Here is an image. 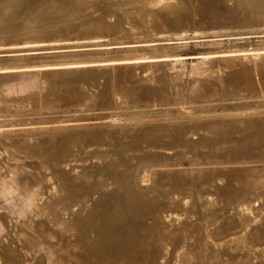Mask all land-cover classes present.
Wrapping results in <instances>:
<instances>
[{
    "label": "rangeland",
    "instance_id": "obj_1",
    "mask_svg": "<svg viewBox=\"0 0 264 264\" xmlns=\"http://www.w3.org/2000/svg\"><path fill=\"white\" fill-rule=\"evenodd\" d=\"M61 1L63 3H65V2L69 3L70 0H68V1L67 0H61ZM117 1L120 3H118ZM122 1H123V4H122ZM164 1H166V0H163L162 2H164ZM181 1L185 2V4L181 3ZM181 1L179 0L178 3L180 2L181 4H183L182 5L183 9L184 8H186V9L182 10L180 7L181 10L179 11V10H173L174 8L173 9L167 8V10H168L167 11L164 8V9H162L163 12L160 11V14L157 12V15L160 16V18L156 16V13H154V15L151 16V18L149 19V23L147 24V26H145L146 28L142 27V26L140 28L139 23H137V24L135 23V22H137V20L140 19V15L138 16V14H135L136 12L135 13L130 12L131 14L130 13L129 14L131 15V18L133 20H131L129 22L130 15H129V17L127 16L125 18L126 19V21H125L126 27H124V25H123V27L122 26L118 27L116 30H118L119 32L116 30L114 31L113 30L114 28L111 26V25H113V23H112L113 17H111V15H110L112 12L111 10H113L116 13L120 12L119 9H121L122 6H124V5L128 6L130 4L129 0H125V1L124 0H116V1H114V3L113 2L108 3L109 0H101L99 2L96 1L97 3L96 2L94 3V7L97 5L98 9L96 6L95 8L92 7L91 10H88L90 12L93 9L96 10V12H94V10L92 11L94 14L89 12L90 14H88L89 15L88 17L85 14L88 12L83 11L85 15H82L83 12H80V14H78V13L74 12L76 10L74 8L75 6L73 7L74 9H72V5H70L68 10L69 11L72 10V12L66 11V13H68V14H65V16L60 18L61 20L60 19L53 20V18L56 19L59 15L57 17L56 16L54 17V15L50 16L51 14H49L52 21L57 22L60 20V21H62L63 24L59 21L58 23H60V24L57 23V26H55L57 28H55L53 26V23H55V22H52L49 19L48 20L49 23H48L45 21V19L47 20V17H45V19H43V21L41 20L42 22L39 21V23H36L37 24L36 26L35 25L33 26L34 28H36L35 31H34L33 27L31 28L32 31L29 32L31 34H29L26 31V28L23 26V25H26V24H24V20H21L23 18L19 19L20 22L18 21L16 23V26L14 25L15 29H14V27H11L13 29H10V27H7L9 31L6 28V25H4V24L1 25L0 28L2 30L0 29V75L3 73L2 75L7 76V74L11 73V76H14V75H18V74H27L28 73L27 71H29L31 73H33V72L35 73L37 71L38 72H41V71L45 72V71H50V70L54 71L57 69L58 70H68V69L71 70L74 68L75 69L78 68V69H82V70L84 69V72H86V71L90 70V66L93 69L97 68V71L99 69V71H98L99 73H101V72H103V73L105 72V73L98 75L99 76L98 78H100L101 80L98 79L99 81L98 80L97 81L99 82V85L95 84L97 86H94L95 89L97 90V92L95 91L93 97L88 99V100H91L92 102H90L88 100L82 101L84 104L82 102H78V103L76 102V104L74 106V101L73 102L70 101L69 103L66 102L67 104L63 103L62 105L53 103L55 105L54 106V105H52V103L51 104L47 103L44 99H41V100L38 99L37 98L38 94L37 95L34 94L31 96L26 95V97H23L24 95H22V96L18 95L19 99L16 96H14L13 98H11L10 100H8L6 102V104L8 102H10V103H8V105L5 104L6 105L5 107H3L2 109L0 108L1 109L0 110V124L2 125L0 128V134L2 133V135H0V136L1 137L5 136L4 140L1 137L0 138L3 141H5V139L8 140L9 138L11 140H13L14 139L13 137H16V136H17V140H22V139L24 140L25 136H27V137H25V139L35 138L36 136H38L37 138H39V137L41 138L42 134L44 135L42 138H45V139L47 137H48L47 139H51V138L53 139L55 136H57V138L53 139V142L57 140L56 142H54L56 147L54 145H53L54 147L52 146V151H55L54 153H56V154L52 153V151H51V154H52L51 159L54 157V162H57V163L60 162L59 165L61 166V168L68 161V164H65L66 166L72 164L71 165L72 168L74 167L76 169V171H77V169L78 170L80 169L79 171L75 172L74 168L72 169V168H70L71 166H68V168H67L68 171H67L66 166H64V168L62 169L64 172H68L67 174H71V175H73V174L77 175L76 176L77 178H80L78 176L79 175L78 173H81L84 170L89 171V169H90V172L93 174V176H95L97 174L95 178H98V179H96V184L94 183L95 185L92 183H86L84 185H80L81 181H79V180H81V179L78 180V179H76V177H74L72 179V181L71 180L70 181L65 180L62 182L60 181V183H62V184H60L61 188L62 189L65 188L66 190L70 189L71 194H69L70 196L68 195V197L66 199L67 202L65 200H63L64 198L62 197V195H59V194H57V196L52 195V198L54 200L52 201V198L50 197V199H51L50 202L53 204V206H52V204L49 203L50 211H51L52 215L54 214L53 216H55V213L57 216L58 214H60V212H58L59 209L61 211L64 210V212H65L64 218H67L68 220H72V221L74 220L75 222H77L85 233V236H83V237H85V239H87L89 236L92 235L91 234L92 233V227L89 225L91 222V218L93 216L100 217V216H104V215H109L110 212H108V211H111L112 215L113 214L116 215V217H114V219L116 220L114 222V224H115V227L117 226V228H114V229H117V230H114V232L112 233V238L109 237V239H108L109 240L108 244L111 246V247H109V251H111V253L108 255H115L116 258L114 257V261H117V260L119 261V259H120V260H122L121 262H123L124 258L127 259L126 261L133 260L132 257L137 256L140 253L139 255L142 256V261L141 260H139L140 262L136 261V262H134L135 264L136 263L137 264H144V263L145 264L146 263L147 264H185L182 261L183 257H184V261L185 260L188 261V260L192 259L193 264H204V262H205V264H211V263L212 264H218V263L219 264H224V263L225 264H251V263L252 264H262V262L264 264V251H262V250H264V246H263L264 245V221H263L264 220V212H263L264 211V207H263L264 206V194H263L264 193L263 192L264 191V184L262 183L263 185H261V183H260L259 184L260 186H259L258 183L254 182L256 184L255 185L252 181V180H254V181L257 180V178H259V175H260V177L264 176V173H263V171H264V72H262V71H264V69H263L264 68V27H263L264 26V20H263L264 17H263V15H257V16H255L256 18L253 17V21L251 20L252 18L248 19L246 17V19H245V17H242L243 14H242V12H240L241 10H240L239 6L236 4L234 5V2L231 3L233 0H231V1L230 0H181ZM115 2H117V3H115ZM70 3H72V2L70 1ZM41 4L43 6L45 3H41ZM120 4H121V6H120ZM179 4H177L178 6L176 5V7L179 8ZM231 4H233V5H231ZM118 5L120 6V8H118ZM185 5H188V6H185ZM103 6H104V8H103ZM105 8H106V10H105ZM32 9H28V12H29V10H32ZM107 9H108V11H107ZM109 9H111V10L109 11ZM175 9H177V8H175ZM165 10L168 12V15H170L172 18L170 16L166 15L167 12ZM172 11H174V12L178 11V13L179 12L181 13V11L183 13V11H185V13L183 15H181L182 13L181 14L179 13L180 16H178L177 12L172 13ZM102 12H104V13H102ZM108 12H109V15H108ZM114 12H112V13L115 14ZM257 12L258 11H256L255 14H257ZM164 13H165V15H164ZM76 14H77V16H76ZM100 14H103L105 19H106V17H108L107 19L112 21V22L108 23V21L106 19L105 20L106 23H105L103 21L104 17L102 19V15L100 17ZM113 14H112V16H113ZM134 14L137 16L134 17L133 16ZM171 14H173V15H171ZM46 15H48V13H44V16H46ZM93 15H96V16H93ZM106 15H108V16H106ZM80 16L82 17L81 21H80V19H81ZM109 17H110V19H109ZM64 18H66V20ZM135 18H136V21H135ZM173 18H175L176 21ZM242 18L245 20V22L243 21ZM258 18H259V21H258ZM90 19L93 22L90 21ZM160 19L161 20L165 19V20L161 21ZM177 19H179L180 21ZM240 19H242V20H240ZM101 20H102V22H101ZM249 20L252 22H250ZM255 20H257L258 22H255ZM89 21H90V23H89ZM132 21H135L133 23V24H135V27L139 26L138 27L139 30L143 28L142 30L144 32L143 31L140 32L139 30H137L138 28L136 29L135 27H133L134 25L132 24ZM163 21H165L167 24ZM237 21H238V24H237ZM50 22L52 23V25L49 26ZM77 22H79V23H77ZM84 22H85V24H84ZM91 22L93 24H95V26ZM152 22H154V23H152ZM172 22H174L175 24ZM181 22H182V24H181ZM241 22H243V23H241ZM80 23H82L83 25H88L87 26L88 28L81 26L82 30H85V31H81V28L79 30L77 29L78 31L76 29H73L74 27L72 28L73 24H74V26H76V28H79L80 25H82ZM97 23H99V24H97ZM100 23H101V25H100ZM161 23L163 26L161 25ZM20 24H23V25H20ZM127 24H129V25L131 24V27ZM168 24H169V26L170 25L171 26L170 27L166 26ZM256 24H257V26H256ZM261 24H262V26H261ZM89 25H91L90 29H89V27H90ZM97 25H98V27H97ZM51 26H53V28ZM93 26L95 28H93ZM99 26H101L100 28H102V29L105 28V31L108 30L109 27L111 26L110 29L112 30V32L110 29L108 32H105L104 29L103 30L99 29ZM127 26H129V27H127ZM175 26H176V29H175ZM48 27H51V29ZM132 27L135 29L133 30ZM152 27L154 29H152ZM167 27H168V29H167ZM3 28H5V29H3ZM21 28L23 30H21ZM86 28L90 31H88V30L86 31ZM106 28H108V29H106ZM131 28H132V30H131ZM150 28L152 30H150ZM169 28H171V29H169ZM63 29H65V30H63ZM95 29L97 31H95ZM144 29H146V30H144ZM99 30H100V32L104 31V32H102V34H105V35L101 36L102 34L100 35V32L96 33ZM71 31L73 33H71ZM145 31H147V32H145ZM148 31H150L151 33ZM66 32H68V33H66ZM74 32L77 34H74ZM109 32H111V33H109ZM122 32H123V34H122ZM81 33H83L85 36L86 35L87 36L85 37ZM112 33L115 35H113ZM126 33H129V34H126ZM23 34H25V36ZM46 34L48 35V37H46L47 36ZM57 34H59V35H57ZM71 34H74V35L71 36ZM78 34H80V35H78ZM10 35L12 37H9ZM13 35H14V37H13ZM37 35H39V36H37ZM98 35H100V36H98ZM124 35L125 36L127 35V36L125 37ZM3 36L5 38H3ZM28 36L29 37L32 36L33 39L29 38ZM95 36H96V38H95ZM44 37H45V39H43ZM105 37H106V39H105ZM17 38L20 40L18 41ZM25 38H28V39H26L28 42L25 40ZM34 38L35 39H37V38L42 39V40L40 39L37 42L38 46L34 42V41H37L38 39L35 40ZM85 38H87V39H85ZM5 41H7V42H5ZM79 43H81V44H79ZM93 43H95V45ZM29 44H31L32 46ZM84 44H86L85 47H84ZM69 45L72 47H70ZM29 46H31L32 48H30ZM121 49H122V51H121ZM84 51H86V52H84ZM61 54L64 56H61ZM240 59H241V61H240ZM88 60H90V61H88ZM105 62H106V64H105ZM119 62L120 63L122 62L121 65ZM100 64L103 66H101ZM130 64H133V65L131 66ZM106 65L109 67H107ZM125 65H128L129 67L127 68ZM261 65H263V66H261ZM118 66L121 68V72L124 69H128V70H126L127 73H125L126 72L125 70L123 71L125 74L122 72V75L124 74L125 76L123 75L124 78L122 77V75L119 77V81H120L119 84H118V78L115 80L108 81L110 79V77H109V74L107 73L108 69L111 70V67H118ZM122 66H123V69H122ZM47 67H48V69H47ZM52 67L54 70L52 69ZM65 67H67V68H65ZM259 68H261L262 71ZM41 69H43V70H41ZM152 69H153V71H152ZM133 70H134V73H132V75L134 74V77L138 79L137 80L138 82H136V83L134 81L136 79H132V81L130 80L133 77L132 75L130 77V74H131L130 72H133ZM148 70L150 72H148ZM156 70H157V72H156ZM90 71H93V70H90ZM128 71H130V72H128ZM135 71H137V72H135ZM93 72H95V71H93ZM5 73H7V74H5ZM14 73H16V74H14ZM106 73L108 74L107 77L105 76ZM135 73H136V76H135ZM159 73H161V74H159ZM127 75H129L130 78ZM152 75H154V76H152ZM4 76H2L3 78L1 77L2 80L0 78V80L2 82V84L0 82L1 86L4 85L5 83L10 82L13 79L11 77H4ZM8 76H10V75H8ZM155 76H157L159 78H157ZM101 77H103V78H101ZM125 77H126V80H125ZM127 77L129 80L127 79ZM9 78H10V80H9ZM121 78L124 79L123 82H125V81H127V82H125V84L122 83L120 80ZM146 78H148L149 80L144 81ZM105 79H108V80H105ZM141 79H143V80H141ZM130 81L132 84L134 83L133 85L137 86V87H135L137 89H139V85L141 86L140 87L141 88L140 93H138L139 91L136 92L137 89H135V92L137 94L134 93L131 97L134 98L136 95L137 96L134 99H132L130 96H128V97L126 96L127 99L125 100V96H123V94L125 93V91H127V88L130 86V83H129ZM139 81H140V83H139ZM98 82H96V83H98ZM101 82L104 84V85L102 84V88L104 87L103 89L100 86ZM113 82H116V83H113ZM137 83H138V85H137ZM107 84L110 86L111 85L114 86L113 87L114 89L112 87H109ZM116 84L122 88H119ZM169 84H170V86H169ZM98 86H99V88H97ZM105 86H107V87H105ZM231 87H232V89H231ZM108 88H109V90H108ZM100 90H103L102 92H104V93H102ZM105 90H106V92H105ZM110 90H112V91H110ZM159 90H160V92H159ZM231 91H233V92H231ZM149 92H150V94H149ZM203 92H205V93H203ZM96 94L97 95L101 94V95L97 96ZM109 94H110V96H109ZM120 94H122V96H120ZM141 94H143V95H141ZM144 94H146V95L144 96ZM154 95H155V97H154ZM33 96H35V97H33ZM31 97L34 99H32ZM97 98H99V99L97 100ZM216 99L218 102L216 101ZM15 100L16 101L18 100V102H16ZM21 100H23V101H21ZM189 100H190V102H189ZM38 101H39V103H38ZM13 102H14V104H13ZM87 102H89V103H87ZM200 102H202V104ZM37 103L39 104L38 106H37ZM17 104H19V105H17ZM155 104L157 106H155ZM40 105L43 108H41ZM76 105H78V106H76ZM179 105H180V107H179ZM205 105H207V106H205ZM7 106H9V108ZM44 106H45V108H44ZM48 106L50 108L46 109V108H48ZM52 106L55 109H53ZM158 107H160V108H158ZM5 108H6V110H5ZM17 108H19V109L17 110ZM39 108H41V110ZM58 108H61V109H58ZM126 108H127V110H126ZM3 109L5 110V113H4ZM37 110H38V112H37ZM152 110H153V112H152ZM74 111L76 113H74ZM48 113H49V115H48ZM82 113H84V114H82ZM256 113L257 114L261 113V114L257 115ZM10 114H12V115L10 116ZM13 114L14 115L16 114L19 119L16 118V115H15V117H12ZM8 115H9L10 119H9ZM3 117H6V119H8V120H6ZM44 117H46L45 118L46 120L43 119ZM167 117H168V120H167ZM254 117H256V118H254ZM258 117H259V119H258ZM1 118H2V120L4 119L3 123H2ZM230 119H231V122H230ZM13 120L16 122H14ZM17 120L19 122H17ZM11 121L13 124L11 123ZM199 121H201V123ZM47 122H50L51 124L47 123ZM186 122H188V123H186ZM223 124H224V126H223ZM245 124H246V126H245ZM8 125H11V126H8ZM139 125H141L142 128ZM156 126H157V128L155 130L154 127H156ZM159 126H161V127H159ZM204 126L207 130H210V129L212 130V131L210 130L212 133H214V134L210 135L212 138L208 137L210 131L208 133V131L204 128ZM208 128H210V129H208ZM220 128L222 130L223 129H225V130L218 131ZM238 128H239V131H237ZM200 129H201V131H200ZM242 129H244V130H242ZM254 129L256 130V132ZM241 130L245 133H243ZM259 130H260V132H259ZM206 131H207V133H206ZM215 131L219 135L217 134L216 138L213 139V135L215 136V134H216ZM173 132H175L174 134L176 135V137L173 134ZM241 132H242V134H241ZM48 133H49V135H48ZM51 133H54V134H52L54 137L51 135ZM204 133H205V135H204ZM237 133H238V135H237ZM35 134H37V135H35ZM66 134L69 136H67ZM141 134H143V135H141ZM224 134H225V136H224ZM29 135H30V137H29ZM72 135H74V136H72ZM177 135H180V136H177ZM19 136L21 139L19 138ZM168 136H169V138L172 137V139H169ZM241 136H244V137H241ZM58 137H59V139H58ZM111 137H113V138H111ZM203 137H205L204 141H203ZM65 138H67V139H65ZM225 138H227V139H225ZM247 138H249V139H247ZM250 138H252V139H250ZM62 139L64 140V142ZM72 139H73V141H72ZM103 139H105V140H103ZM205 139L206 140L208 139V142ZM209 139L215 140L217 142L219 141V142H218V144H215L217 142L214 141L215 142L214 143L213 141H210ZM223 139H224V141H223ZM2 140H0V169L5 170L6 166H8L11 163H14L15 161H13L12 159H9L8 156L4 153L3 147L1 148V145H2L1 143L3 142ZM60 140H61V142H60ZM65 140H66V143H65ZM67 140H69V141H67ZM78 140H80V141H78ZM192 140L193 141L195 140V142H193ZM201 140H202V142H200ZM231 140H232V142H231ZM71 141L74 144H72ZM74 141L76 143L81 142L80 144L83 145L82 148H80L81 146H79V148H78V146H76V143ZM220 141L222 144H224V146L220 143ZM88 142H90V143H88ZM204 142H207L209 144L204 143ZM248 142H250L249 145H247ZM67 143H69V144H67ZM255 143H257V144H255ZM193 144H195V147H193L194 146ZM250 144H252V145H250ZM208 145H209V148H207ZM238 145L241 146V149L239 148ZM58 146H59V149H58ZM110 146H111V148H110ZM163 146L164 147L168 146L169 148L168 147L164 148ZM188 146H190V147H188ZM196 146L198 148H196ZM219 146H220V148H219ZM70 147L72 150L74 148L78 151L73 150L74 151L73 152L70 149ZM54 148H57L58 152H57V149L54 150ZM62 148H63L64 154H66V152H69V154H66L68 156L67 159H65L66 155L64 156V155H62L63 153H61ZM228 148L230 150H228ZM183 149H185V150H183ZM199 149H200V151H199ZM213 149L217 150V151L220 150V151L217 152V151H214ZM244 149H245V151H244ZM178 150H179V152H178ZM191 150H192V152H191ZM239 150H240V152H239ZM79 151H82V152H79ZM70 152L72 154H70ZM243 152H244V154H243ZM77 153H78V155H77ZM233 153H234V155L236 153L237 154L240 153L239 154L240 157L237 154L235 156L232 155ZM53 154H54V156H53ZM56 155H59V157ZM125 155H126V157H124ZM149 155L152 156V158ZM224 155H226V156H224ZM246 155L247 156L249 155V156L247 157ZM22 156H24V158ZM27 156H28L27 154H24V155L22 154L21 155L22 161L21 160H19V162L17 161L18 164L21 163L20 166L23 169L25 168L24 170H27L26 171L27 173H28L29 169H30L29 172L31 173V174L29 173L30 175H32L34 173H38V170L41 171L43 169L44 161L42 158L38 157V159H39L38 160V159H36L37 157L34 155H32L33 157H31V155H29V157H31V158H29V157L27 158ZM63 156H64V159H63ZM61 157H62V159H61ZM114 157L116 158V160ZM121 157H123V158L120 160ZM162 157H164V158H162ZM33 158H34V160H33ZM168 158H169V160H168ZM24 159H25V161H23ZM28 159H31L32 161H30ZM6 160H7V162H6ZM26 160H28V161H26ZM129 160H132V162ZM158 160H159V162H158ZM163 160H165V161H163ZM10 161H11V163H10ZM37 161H38V163H37ZM39 161H41V162L39 163ZM70 161L71 162L73 161L74 164H73V162L71 163ZM122 161H124V163H121ZM127 161H128V164L124 165L125 163H127ZM142 161H143V163H142ZM22 162L25 165H22ZM25 162L26 163L28 162V163L26 164ZM5 163L6 164L9 163V164L6 165ZM29 163H30V165H33V166H30ZM35 163H37V164H35ZM93 163L96 165L94 166ZM119 163H121V164H119ZM39 164H40V167H39ZM81 164H83V165H81ZM91 164H93V165L89 166ZM97 164L100 168H103L104 170L106 168L108 170L102 171L103 170L102 169L101 170L103 172L102 173L101 171H99L100 169L98 170L99 167L97 166ZM111 164H113V165H111ZM129 164H130V166L128 167ZM4 165H6V166H4ZM28 165L31 168H29ZM35 165H37V167H35ZM84 165H86V167H84ZM123 165H124V167H123ZM134 165H136L137 168ZM78 166L79 167L81 166V168H79ZM87 166H89V168ZM111 167H112V169H111ZM91 168H92V170H91ZM123 168H124V172H122ZM126 168H128V169H126ZM35 169H37V170H35ZM81 169H82V171H81ZM119 169H121V171ZM129 169H132L133 173L131 172L132 170H129ZM32 170H34V171L32 172ZM202 170H203V172H202ZM239 171L240 172H247V174L249 173L248 175L252 179L251 180L252 182L248 183L249 185L243 184L242 186L237 187L233 183L231 184V182L229 180H233L236 172H239ZM115 172H116V174H115ZM167 172H168V175L166 176ZM197 172H198L199 176H201V178L203 176H206L207 173H211V172L214 174H218V176L216 177L217 179L215 178L216 184H215V181L212 182L213 184L211 183V185L205 186V187H203V185H201L198 182L196 184V182H194L192 180L200 178L198 176ZM250 172L252 173L253 176L252 175L250 176V174H251ZM256 172L258 173V175ZM99 173H102V174L99 175ZM111 173L113 174V176H111L112 175ZM124 173L125 174L130 173L129 175H131V173H132V178L129 177V181H131V182L125 181V182L121 183V187H123L122 190H120L121 188L116 189L112 186H110L111 187L110 188L107 185L108 180L105 181V179L107 178L106 176L109 177L108 179H111V177H112V179H111L112 181L116 180L115 181L116 182L115 185H116L120 180L119 178H122L121 176H123ZM201 173H204V175ZM220 173H224L227 175L231 174V175L230 176H224L222 174V176H221ZM98 175L100 178L98 177ZM101 175H103V176H101ZM169 175H171L173 177V179ZM176 175H177V177H176ZM117 176H118V179H117ZM197 176H198V178H197ZM256 176H258V177L256 178ZM162 177H164L165 179H163ZM166 177L170 178V180H168ZM182 177L186 181L191 180L190 181L191 183H189V182H188L189 184L183 183L184 180ZM41 178L43 179L44 177L36 178L38 181L40 180L39 181L40 183L37 180H34L35 181L34 184L39 185V184L44 183V182H42ZM228 178H229V180H228ZM100 179L101 180L104 179V180H102V183H101ZM172 180L173 181L177 180V182H173ZM178 181L179 182L181 181L182 185H179L181 183H178ZM105 182H106L107 186L105 185ZM160 182H162V184H160ZM123 183H125V185H122ZM174 183H176V184H174ZM73 184H75V185H73ZM91 184H92V186H91ZM63 185H64V187H63ZM65 185H67V186H65ZM103 185H105V186H103ZM128 185H129V187H126ZM216 185H218V186H216ZM250 185H252L251 187H253V185H254V187L251 188ZM95 186H97V187H95ZM179 186H181V187H179ZM210 186H211V188H210ZM243 186H245V188H243ZM69 187H71V188H69ZM75 187H77V188H75ZM80 187H81V189H79ZM99 187H100V189H99ZM260 188H261V190H260ZM82 189L84 190V192L80 191ZM218 189H221V190H218ZM105 190H106V193H105ZM73 191L75 193H73ZM109 191L111 193V196H110ZM130 191H132V192H130ZM149 193L151 196L149 195ZM104 194H105V196H104ZM106 194H108V196ZM187 195L189 196V198ZM215 195H217V196H215ZM44 196H41V197L42 198L43 197L44 198L49 197V196H46L45 194H44ZM109 196H110V198H109ZM113 196H114V199L117 198L118 200L116 199L114 202ZM138 196H139V198H138ZM6 197L7 196H3L2 194H0V213H1V219L0 220L3 222V223L2 222L0 223V227L2 229L5 228V230L0 229V235L1 234L6 235V236L5 235L0 236V256L2 257V259L0 257V260L2 262L4 261L3 263L0 262V264H12V263L13 264H23L25 261L26 262L24 264H29L28 262H30V264L31 263L32 264L33 263L34 264H45L47 261V253L45 250L43 251V249H42L41 252L40 251H38V253L36 252V255H34L36 257H32V254L30 253V251L25 250V249H27V247H25L24 245H21L20 243L19 244L21 246L18 243H17L18 246L16 245V241L17 242L21 241V243H22V239L19 235H17V236L15 235V237L12 236L13 235L12 229L15 227L16 223L19 224V222L24 221V220L18 218L19 217L18 214H17L18 217L15 216L16 211H18V210L11 203V200L9 201V199L8 198L6 199ZM141 197H142V200H141ZM147 197H149V199ZM106 198H109L108 199L109 201L107 200L108 203L106 202ZM73 199H74V201H73ZM122 199H123V201H122ZM193 199H195V200H193ZM7 200L11 204L6 205ZM57 200H58V203H56ZM61 200H63V201H61ZM252 200L254 202L255 201L256 202L254 203ZM44 201H46V199L45 200L43 199V203H44ZM133 201H134V203H133ZM180 201H181V203H180ZM40 202H42V199H40ZM101 202H102L103 207H102V205L100 207ZM125 202L127 204H125ZM128 202H130V203H128ZM143 202H144V204H143ZM173 202H175V203H173ZM105 203H107V204H105ZM136 203H138V204H136ZM139 203H141L142 206ZM147 203L149 205H146ZM191 203H192V205H191ZM75 204H77V205H75ZM108 204H109V206H108ZM135 204H136V207H135ZM255 204L257 207L255 206ZM124 205H125V207H124ZM191 206L193 208H190ZM245 206H248V207H245ZM142 207H144V208H142ZM154 207H156V208H154ZM56 208H58L57 211H56ZM108 208L115 209L114 210L115 212H113V209H108ZM99 209L100 210L102 209V210L100 211ZM104 210L106 212H108L109 214L106 213ZM75 211L76 212L78 211L77 213L80 212L78 214V216H77V213ZM93 211H95V214ZM165 211H167V212H165ZM244 211H245V213H244ZM187 212H189V214ZM246 213H247V215H246ZM65 214H66V216H65ZM73 214L76 216H74ZM86 214H88V215H86ZM90 214H91V216H90ZM84 215H86V216H84ZM235 215L237 216V218ZM2 216H4V217L2 218ZM250 216H251V218H250ZM71 217H72V219H71ZM167 217H168V219H167ZM211 217H212V219H211ZM76 218H78V219L80 218V220H78ZM152 218L156 219V220H153ZM213 218H214V220H213ZM6 219H8L10 221V223L7 222ZM82 219H84V220L81 221ZM4 220H5V222H7V224H10V225H7V228L9 226H11V228L9 227L7 229L6 227L3 226L6 224L4 222ZM48 220H50V222H55L54 220H52L50 218L47 220L46 219H44V220L40 219V221L39 220L35 221V222H37V223H35V227H36L35 232L42 234V236H44V237H42V236L41 237L44 240L49 239V242L52 241V242H50V243L48 242V243L50 245L52 244L53 248L56 247V246H54V244L56 243L55 240H57V242L60 243L58 245L61 249L67 248L66 252H63L65 257H63V255L61 257V262L67 264L68 263L67 260H70V258H68V257H71L69 252H68V248H69V244H70V242H69L70 238L67 236H64V235H60L61 237H59V235L56 236V233L51 232L53 230V226L49 225L50 223ZM47 221H48V223H47ZM203 221H204V223H202ZM170 222H171V224H170ZM22 223L24 224V222H22ZM39 223H41V226H44L46 228L39 226ZM210 223H212V225ZM1 224H3V225H1ZM81 224H83V227L81 226ZM12 225L14 226L13 228H12ZM88 225L90 228L88 227ZM171 225H172V227H171ZM47 226H48V228H47ZM16 227H18V225H16ZM40 227H41L40 231H42V232L39 231ZM185 227H186V229H185ZM199 227H200V229H198ZM49 228H50V230H49ZM86 228L88 230H86ZM245 228H247V229H245ZM252 228L254 230H252ZM6 229L7 230L11 229L12 235H10V230L8 232H6ZM46 229L48 231H46ZM202 230H203V232H202ZM262 230H263V232H261ZM115 231L117 232V234L114 235ZM2 232H5V233H2ZM47 232L50 233V235ZM210 232H212V234ZM46 233L48 236H46ZM183 233H184V235H183ZM199 233H200V235H199ZM251 233H253V234H251ZM185 235H186V237H185ZM204 235H206V236H204ZM3 236H5V238ZM45 236H46V238H45ZM113 236H114V238H113ZM124 236H125V241H124ZM210 236H211V238H210ZM54 237H56V238L54 239ZM175 237L178 239H176ZM42 238H41V240L44 241ZM183 238L185 240L187 239L186 240L187 242ZM229 238H230V240H229ZM231 238H232V240H231ZM19 239H20V241H19ZM59 239H61V240H59ZM117 239H119V240H117ZM127 239H128L129 244H127L128 243ZM217 240H219V241L217 242ZM226 240L230 241L229 245L227 244L228 242L224 243ZM53 241H54V243H53ZM65 241L66 242L68 241V243H66ZM122 242H123V244H122ZM118 244H119V246H118ZM124 244L126 246L128 245V247H129L128 252L123 251L122 245H124ZM195 244H197V245H195ZM220 244L222 247H219ZM225 244H227L228 246ZM230 244H231V247H230ZM130 245H132V246H130ZM114 246L117 248V250ZM120 246H121L122 251L120 250ZM184 246H185V248H184ZM224 246L226 247V249ZM247 247H248V250H247ZM21 248L23 251H25V253H27L26 256L28 258L25 257V254L23 253V251H20ZM131 249H132V251H131ZM135 249L137 251H135ZM85 250L80 252V253H78V251H74V256L71 257V259L73 260V262L75 264H78V263L79 264H82V263L83 264H89V263H91V264H108L107 259H103L102 256L100 255L102 252V251H100L101 248L98 249V247H95L94 251L96 252V254L94 251H92V254H91L92 256H90L91 259L87 256L88 252ZM112 250H114V252H112ZM181 250L183 252H181ZM187 250H188V252H187ZM21 252H22V254H21ZM107 252H108V249H107ZM185 252H187V254H185ZM250 252H252V253H250ZM258 252H260L261 254ZM76 253L78 256L76 255ZM81 253L83 254V256ZM178 253H179V256H178ZM182 253L184 254V256ZM190 253H191V256H190ZM79 254H81L83 259L80 258ZM130 254H132L130 256L131 258L129 257ZM194 254L195 255L197 254V255L195 256ZM37 255H38V258H37ZM125 255H126V257H125ZM241 255H243V256H241ZM255 255L258 257L260 256V257L258 258ZM84 256L86 259L84 258ZM94 256H96V257H94ZM181 256H182V258H181ZM255 257L259 260L257 261V259ZM29 258L32 259V261H30ZM153 259H154V261H153ZM75 260H77V261H75ZM180 260L182 261V263H180L181 262ZM231 260H233V261H231ZM143 261H144V263H143ZM187 261H185V262H187ZM230 262H232V263H230Z\"/></svg>",
    "mask_w": 264,
    "mask_h": 264
},
{
    "label": "bare ground",
    "instance_id": "obj_2",
    "mask_svg": "<svg viewBox=\"0 0 264 264\" xmlns=\"http://www.w3.org/2000/svg\"><path fill=\"white\" fill-rule=\"evenodd\" d=\"M68 1V0H67ZM70 1L72 2V3H70ZM69 1V3L67 2H65V3H63L61 0H0V26L1 25H6V28L7 27H10V29H13V28H11V27H14V29H15V26H16V23L19 21L20 22V20L19 19H21V18H23V19H21V20H24V24H26V25H23V24H20V25H23L25 28H26V31L29 33V32H31L32 30H31V28L35 25H37L36 23H39V21H43V19H45V17H47V20L45 19V21L46 22H48V20L50 19L51 20V18H50V16H52V15H54V17L56 16H58L56 19H54L53 18V20H58V19H60V18H62L63 16H65V14H68V13H66V11H68V12H72V10H68L69 9V6L70 5H72V9H76L74 12H76V13H78V14H80V12H88V13H85L86 14V16L88 17L89 15L88 14H90V13H92V14H94L92 11L94 10H92L91 12L90 11H88V10H91L92 9V7L93 8H95L94 7V3L96 2V1H101V0H70ZM114 1H116V0H109V2L108 3H110V2H113L114 3ZM125 1V0H124ZM163 0H129V2H130V4L128 5V6H126V5H124V6H122V8L121 9H119V11L120 12H114L113 10H111V9H109V11L111 10L112 12H114L115 14H113L112 12H111V17H113V22L112 21H110V20H108L107 18L108 17H106V19H107V21H108V23L109 22H112L113 23V25H111L114 29V31L118 28V27H120V26H122L123 27V25H124V27H126L125 25V21H126V17L128 16L129 17V15L131 14L130 12H136L135 14H138V16L140 15V19L139 20H137V22H135L136 21V18H135V21H132V24L135 22L136 24L137 23H139V26H140V28H141V26L142 27H145V26H147V24L149 23V19L151 18V16H153L154 15V13H156V16L157 17H159L160 18V16H158L157 15V12L160 14V11L161 12H163L162 11V9H166L167 10V8H174L173 10H184V9H186V8H184L183 9V7H182V5L183 4H185V2H183V1H181V3H183V4H181L180 2V4L178 3V1L179 0H166V1H164V2H162ZM231 1V0H230ZM47 2V3H46ZM118 2V1H117ZM117 2H115V3H117ZM128 2V1H127ZM193 2V1H192ZM202 2V1H201ZM234 2V5L236 4V5H238L239 6V8H240V12H242V17H245V19H246V17L248 18V19H251L252 21H253V17H255V16H257V15H263V17H264V0H233L231 3H233ZM41 3H45L43 6H42V4ZM97 3V2H96ZM107 3V4H108ZM118 3H120V2H118ZM126 3V2H125ZM230 3V2H229ZM41 4V5H40ZM75 4V5H74ZM122 4H123V1H122ZM127 4V3H126ZM177 4H179V8L178 7H176V5ZM115 5V4H114ZM189 5V4H188ZM188 5H185V6H188ZM231 5H233V4H231ZM75 6V7H74ZM110 6V5H109ZM108 6V7H109ZM117 6V5H116ZM120 6H121V4H120ZM120 6L118 5V8H120ZM178 6V5H177ZM184 6V7H185ZM199 6V5H198ZM34 7V8H33ZM43 7V8H42ZM74 7V8H73ZM180 7H181V9H180ZM33 8V9H32ZM71 8V7H70ZM103 8H104V6H103ZM116 8V7H115ZM175 8H177V9H175ZM191 8V7H190ZM198 8V7H197ZM237 8V7H236ZM28 9H32V10H29V12H28ZM97 9H98V6H97ZM188 9V8H187ZM238 9V8H237ZM105 10H106V8H105ZM104 10V11H105ZM165 10V11H166ZM46 11V12H45ZM48 11V12H47ZM107 11H108V9H107ZM164 11V12H165ZM168 11V10H167ZM166 11V12H167ZM170 11V10H169ZM192 11V10H191ZM195 11V10H194ZM256 11H258L257 12V14H255V12ZM28 12V13H27ZM84 12H83V14L82 15H85L84 14ZM90 12V13H89ZM94 12H96V10H94ZM106 12V11H105ZM174 11H172V13H173ZM177 13H178V11H176ZM176 12H174V13H176ZM27 13V14H26ZM44 13H48V15H46V16H44ZM102 13H104V12H102ZM130 13V14H129ZM170 13V12H169ZM180 13V12H179ZM178 13V16H180V14L182 13V11H181V13L179 14ZM185 13V11H183V13L181 14V15H183ZM187 13V12H186ZM25 14V15H24ZM43 14V15H42ZM49 14H51L50 16H49ZM72 14V13H71ZM70 14V15H71ZM75 14V13H74ZM91 14V15H92ZM112 14H113V16H112ZM133 15L134 17H136L137 15ZM97 15V14H96ZM96 15H93V16H96ZM101 15H102V19H103V14H100V17H101ZM108 15H109V12H108ZM108 15H106V16H108ZM164 15H165V13H164ZM166 15H168V12H167V14ZM171 15H173V14H171ZM235 15V14H234ZM73 16V15H72ZM76 16H77V14H76ZM75 16V17H76ZM85 16V17H86ZM99 16V15H98ZM155 16V17H156ZM168 16H170V15H168ZM99 17V18H100ZM133 17V18H134ZM156 17V18H157ZM171 17V16H170ZM176 17V16H175ZM262 17V16H261ZM260 17V18H261ZM68 18V17H67ZM80 21L82 20V17L80 16ZM93 18V17H92ZM153 18V17H152ZM163 18V17H162ZM165 18V17H164ZM172 18V17H171ZM256 18V17H255ZM254 18V19H255ZM65 20H66V18H64ZM84 19V18H83ZM94 19V18H93ZM105 17H104V19H103V21L105 22ZM109 19H110V17H109ZM138 19V18H137ZM158 19V18H157ZM173 19H175V18H173ZM180 19V18H179ZM179 19H177V20H179ZM243 19V18H242ZM242 19H240V20H242ZM263 19V18H262ZM261 19V20H262ZM61 20V19H60ZM59 20V21H60ZM78 20V19H77ZM88 20V19H87ZM112 20V19H111ZM131 20H133L132 18H131V15H130V18H129V22L131 21ZM161 20V19H160ZM162 20H165V19H162ZM161 20V21H162ZM167 20V19H166ZM264 20V19H263ZM41 21V22H42ZM52 21V20H51ZM59 21H57V22H55V21H52V22H55V23H53V26L55 27V26H57V23L59 22ZM75 21V20H74ZM90 21H92L91 19H90ZM90 21H89V23H90ZM98 21V20H97ZM96 21V22H97ZM139 21V22H138ZM169 21V20H168ZM175 21H176V19H175ZM180 21V20H179ZM243 21L245 22V20L243 19ZM247 21V20H246ZM250 21V20H249ZM252 21H250V22H252ZM258 21H259V18H258ZM257 20H255V22H258ZM61 23H62V21H60ZM86 22V21H85ZM85 22H84V24H85ZM93 22V21H92ZM91 22V23H92ZM95 22V23H96ZM101 22H102V20H101ZM151 22V21H150ZM163 22H165V21H163ZM249 22V23H250ZM49 23V22H48ZM73 23V22H72ZM77 23H79V22H77ZM88 23V24H89ZM106 23V22H105ZM104 23V24H105ZM152 23H154V22H152ZM158 23V22H157ZM166 23V22H165ZM172 23H174V22H172ZM241 23H243V22H241ZM240 23V24H241ZM46 24V23H45ZM56 24V25H55ZM58 24H60V23H58ZM63 24V23H62ZM80 24H82V23H80ZM93 24V23H92ZM97 24H99V23H97ZM167 24V23H166ZM175 24V23H174ZM178 24V23H177ZM181 24H182V22H181ZM237 24H238V21H237ZM252 24V23H251ZM15 25V26H14ZM19 25V24H18ZM47 25V24H46ZM50 25H52V23L50 22V24H49V26ZM79 25V24H78ZM77 25V26H78ZM94 26H95V24H93ZM100 25H101V23H100ZM109 25V24H108ZM127 25H129V24H127ZM134 26L133 27H135V24H133ZM152 25V24H151ZM155 25V24H154ZM160 25V24H159ZM161 25H162V23H161ZM244 25V24H243ZM44 26V25H43ZM53 26H51L52 28H53ZM60 26V25H59ZM62 26V25H61ZM81 26L83 27H87L88 25H80V27L79 28H76V26H74V24H73V26H72V28L73 29H80L81 28ZM90 27H89V29L91 28V25H89ZM93 26V28H95ZM110 26V27H111ZM130 27H131V24L129 25ZM129 26H127V27H129ZM137 26V25H136ZM138 26V27H139ZM156 26V25H155ZM163 26V25H162ZM165 26V25H164ZM166 26H169V24L168 25H166ZM165 26V27H166ZM171 26V25H170ZM169 26V27H170ZM248 26V25H247ZM256 26H257V24H256ZM261 26H262V24H261ZM45 27V26H44ZM51 27H48V28H50L51 29ZM97 27H98V25H97ZM96 27V28H97ZM101 26H99V29H102V28H100ZM107 27V26H106ZM110 27H109V29H110ZM132 27V28H133ZM138 27H135L136 29L138 28ZM154 27V26H153ZM152 27V29H154ZM236 27V26H235ZM249 27V26H248ZM253 27V26H252ZM264 27V26H263ZM18 28V27H17ZM24 28V29H25ZM30 28V29H29ZM34 28V27H33ZM55 28H57V27H55ZM54 28V29H55ZM88 28V27H87ZM86 28V31L88 30ZM92 28V29H93ZM132 28H131V30H132ZM135 28H133V30L135 29ZM146 28V27H145ZM172 28V27H171ZM171 28H169V29H171ZM179 28V27H178ZM251 28V27H250ZM1 29V28H0ZM3 29H5V28H3ZM28 29V30H27ZM35 29L36 28H34V31H35ZM42 29V28H41ZM47 29V28H46ZM85 29V28H84ZM91 29V30H92ZM104 29V31H105V28H103ZM102 29V30H103ZM106 29H108V28H106ZM109 29L108 30H106L105 32H108L109 31ZM143 29V28H142ZM142 29H140L139 30V28L137 29V30H139L140 32L141 31H143ZM148 29V28H147ZM151 28H150V30H152ZM166 29V28H165ZM167 29H168V27H167ZM166 29V30H167ZM174 29V28H173ZM175 29H176V26H175ZM2 30V29H1ZM7 30H8V28H7ZM21 30H23L22 28H21ZM63 30H65V29H63ZM62 30V31H63ZM77 30V31H78ZM94 30V29H93ZM111 30V29H110ZM120 30V29H119ZM144 30H146V29H144ZM157 30V29H156ZM163 30V29H162ZM165 30V31H166ZM245 30V29H244ZM9 31V30H8ZM53 31V30H52ZM67 31V30H66ZM81 31H85V30H82V28H81ZM88 31H90V30H88ZM95 31H97L96 29H95ZM104 31H101L100 32V30L98 31V32H96V33H99L100 32V35L102 34V32H104ZM116 31H118V30H116ZM3 32V31H2ZM7 32V31H6ZM25 32V31H24ZM76 32V31H75ZM74 32V34H77V33H75ZM94 32V31H93ZM92 32V33H93ZM111 32H112V30H111ZM111 32H109V33H111ZM119 32V31H118ZM130 32V31H129ZM144 32V31H143ZM142 32V33H143ZM145 32H147V31H145ZM148 32H150V31H148ZM159 32V31H158ZM238 32V31H237ZM13 33V32H12ZM18 33V32H17ZM22 33V32H21ZM49 33V32H48ZM66 33H68V32H66ZM70 33V32H69ZM71 33H73L72 31H71ZM79 33V32H78ZM86 33V32H85ZM91 33V32H90ZM151 33V32H150ZM29 34H31V33H29ZM55 34V33H54ZM65 34V33H64ZM74 34H71V36L72 35H74ZM81 34H83V33H81ZM113 34V33H112ZM122 34H123V32H122ZM126 34H129V33H126ZM8 35V34H7ZM16 35V34H15ZM24 36H25V34H23ZM43 35V34H42ZM47 35V34H46ZM53 35V34H52ZM57 35H59V34H57ZM78 35H80V34H78ZM77 35V36H78ZM84 35V34H83ZM91 35V34H90ZM100 35H98V36H100ZM103 35H105V34H102L101 36H103ZM113 35H115V34H113ZM165 35V34H164ZM18 36V35H17ZM37 36H39V35H37ZM56 36V35H55ZM85 36V35H84ZM87 36V35H86ZM85 36V37H86ZM97 36V37H98ZM125 36V35H124ZM127 36V35H126ZM125 36V37H126ZM130 36V35H129ZM9 37H12L11 35L9 36ZM13 37H14V35H13ZM19 37V36H18ZM27 37V36H26ZM29 37V36H28ZM46 37H48V35L46 36ZM57 37V36H56ZM62 37V36H61ZM70 37V36H69ZM119 37V36H118ZM167 37V36H166ZM3 38H5L4 36H3ZM16 38V37H15ZM29 38H32V36L31 37H29ZM63 38V37H62ZM95 38H96V36H95ZM168 38V37H167ZM18 39V38H17ZM26 39H28V38H25V40ZM33 39V38H32ZM35 39V38H34ZM38 39V38H37ZM37 39H35V40H37ZM41 39V38H40ZM40 39H38L37 41H34L35 43H36V45L38 46V44H37V42L40 40ZM43 39H45V37L43 38ZM47 39V38H46ZM68 39V38H67ZM72 39V38H71ZM77 39V38H76ZM75 39V40H76ZM79 39V38H78ZM85 39H87V38H85ZM105 39H106V37H105ZM120 39V38H119ZM153 39V38H152ZM16 40V39H15ZM20 39H18V41H19ZM31 40V39H30ZM42 40V39H41ZM48 40V39H47ZM92 40V39H91ZM98 40V39H97ZM102 40V39H101ZM137 40V39H136ZM4 41V40H3ZM13 41V40H12ZM27 41V40H26ZM128 41V40H127ZM5 42H7V41H5ZM28 42V41H27ZM30 42V41H29ZM81 42V41H80ZM94 42V41H93ZM119 42V41H118ZM124 42V41H123ZM143 42V41H142ZM57 43V42H56ZM90 43V42H89ZM146 43V42H145ZM33 44V43H32ZM54 44V43H53ZM79 44H81V43H79ZM92 44V43H91ZM94 45H95V43H93ZM100 44V43H99ZM107 44V43H106ZM14 45V44H13ZM29 45H31V44H29ZM43 45V44H42ZM52 45V44H51ZM85 45L86 44H84V47H85ZM129 45V44H128ZM150 45V44H149ZM28 46V45H27ZM32 46V45H31ZM31 46H29L30 48H32ZM34 46V45H33ZM54 46V45H53ZM68 46V45H67ZM70 46V45H69ZM98 46V45H97ZM56 47V46H55ZM70 47H72V46H70ZM76 47V46H75ZM81 47V46H80ZM100 47V46H99ZM116 47V46H115ZM28 48V47H27ZM35 48V47H34ZM77 48V47H76ZM100 49V48H99ZM109 49V48H108ZM128 49V48H127ZM75 51V50H74ZM121 51H122V49H121ZM127 51V50H126ZM138 51V50H137ZM84 52H86V51H84ZM89 52V51H88ZM142 52V51H141ZM75 53V52H74ZM79 53V52H78ZM77 53V54H78ZM91 53V52H90ZM99 53V52H98ZM72 54V53H71ZM89 54V53H88ZM92 54V53H91ZM95 54V53H94ZM55 55V54H54ZM60 55V54H59ZM76 55V54H75ZM263 55V54H262ZM261 55V56H262ZM58 56V55H57ZM61 56H64V55H62L61 54ZM60 56V57H61ZM68 56V55H67ZM82 56V55H81ZM89 56V55H88ZM97 56V55H96ZM59 57V56H58ZM77 57V56H76ZM75 57V58H76ZM95 57V56H94ZM130 57V56H129ZM57 58V57H56ZM68 58V57H67ZM105 58V57H104ZM128 58V57H127ZM90 59V58H89ZM123 59V58H122ZM109 60V59H108ZM74 61V60H73ZM82 61V60H81ZM88 61H90V60H88ZM97 61V60H96ZM240 61H241V59H240ZM247 61V60H246ZM147 62V61H146ZM69 63V62H68ZM73 63V62H72ZM111 63V62H110ZM120 63V62H119ZM122 63V62H121ZM121 63H120V65H121ZM127 63V62H126ZM154 63V62H153ZM60 64V63H59ZM63 64V63H62ZM75 64V63H74ZM97 64V63H96ZM105 64H106V62H105ZM104 64V65H105ZM118 64V63H117ZM167 64V63H166ZM49 65V64H48ZM56 65V64H55ZM69 65V64H68ZM77 65V64H76ZM94 65V64H93ZM101 65V64H100ZM131 66L133 65V64H130ZM143 65V64H142ZM257 65V64H256ZM59 66V65H58ZM72 66V65H71ZM89 66V65H88ZM101 66H103V65H101ZM100 66V67H101ZM107 66V65H106ZM127 68L129 67L128 65H125ZM130 66V67H131ZM145 66V65H144ZM151 66V65H150ZM159 66V65H158ZM261 66H263V65H261ZM260 66V67H261ZM61 67V66H60ZM107 67H109V66H107ZM154 67V66H153ZM65 68H67V67H65ZM83 68V67H82ZM132 68V67H131ZM151 68V67H150ZM157 68V67H156ZM262 68V67H261ZM261 68H259V69H261ZM46 69V68H45ZM44 69V70H45ZM47 69H48V67H47ZM51 69V68H50ZM52 69H53V67H52ZM56 69V68H55ZM62 69V68H61ZM96 69V70H95ZM95 69H93V68H91V66H90V70H93V71H95V72H93V71H86V72H84V69L82 70V69H78V68H74V69H71V70H54V71H45V72H42L41 70H43V69H41L40 71L41 72H33V73H31V72H29V71H27L28 73L27 74H18V75H14V74H16V73H14L13 75L14 76H11V73H9V74H7V73H5V74H7V76H4V75H2V76H4V77H11V78H13L10 82H8V83H3L4 85H2L1 86V84H2V82H1V80H2V78H1V80H0V82H1V84H0V108L2 109L3 107H5L6 105H8V103H10V102H8L7 104H6V102L8 101V100H10L11 98H13L14 96H16L17 98H18V95H24L23 97H26V95H29V96H31V95H34V94H38L37 95V98L38 99H44L47 103H49V104H51L52 103V105H54V104H60V105H62L63 103H65V104H67L66 102H70V101H74V106H75V104H76V102L78 103V102H82V101H87L88 99H90V98H92L93 97V95H94V92L96 91L97 92V90L95 89V87L94 86H97V85H95V84H98L99 85V80H101L100 78H98L99 76V74H102L103 72H101V73H99L98 71H99V69H98V71H97V68H95ZM105 69V68H104ZM122 69H123V66H122ZM146 69V68H145ZM148 69V68H147ZM264 69V68H263ZM12 70V69H11ZM88 70V69H87ZM125 71L126 70H128V69H124ZM123 70V71H124ZM132 70V69H131ZM141 70V69H140ZM139 70V71H140ZM26 71V70H25ZM34 71V70H33ZM122 71V72H123ZM152 71H153V69H152ZM256 71V70H255ZM261 71H262V69H261ZM23 72V71H22ZM122 72H121V68L118 66V67H111V70L110 69H108V71H107V73L109 74V77H110V79L108 80V79H105V80H108V81H110V80H115V79H117L118 78V84L120 83V81H119V77L122 75ZM128 72H130V71H128ZM135 72H137V71H135ZM146 72V71H145ZM144 72V73H145ZM148 72H150L149 70H148ZM156 72H157V70H156ZM262 72H264V71H262ZM105 73V72H104ZM103 73V74H104ZM105 74V76L107 77V75L108 74ZM124 73V72H123ZM125 73H127V71L125 72ZM124 73V74H125ZM131 73V74H130ZM129 74H130V77H131V75H132V73H134V70H133V72H130ZM141 73V72H140ZM252 73V72H251ZM123 74V75H124ZM159 74H161V73H159ZM258 74V73H257ZM8 75H10V76H8ZM123 75H122V77H123ZM139 75V74H138ZM163 75V74H162ZM125 76V75H124ZM128 77H129V75H127ZM133 77H134V74L132 75ZM135 76H136V73H135ZM152 76H154V75H152ZM104 77V76H103ZM103 77H101V78H103ZM105 77V78H106ZM128 77H127V79H128ZM129 77V78H130ZM131 78L130 80L132 81V79H136V80H134L135 81V83L136 82H138L137 80V78ZM155 77H157V76H155ZM124 78V77H123ZM123 78H121L120 80H121V82L122 83H124L125 84V82H127V81H125V82H123L124 81V79ZM140 78V77H139ZM145 78V77H144ZM157 78H159V77H157ZM156 78V79H157ZM6 79V78H5ZM4 79V80H5ZM99 79V80H98ZM123 79V80H122ZM9 80H10V78H9ZM98 80V81H97ZM103 80V79H102ZM125 80H126V77H125ZM129 80V79H128ZM141 80H143V79H141ZM147 80H149L148 78H146L144 81H147ZM260 80V79H259ZM258 80V81H259ZM131 81L129 82L130 83V86L127 88V91H125L124 89V91H125V93L123 94V96H125V100L127 99L126 98V96L128 97V96H132L134 93L135 94H137L136 92H138V93H140V85H139V89H137V88H135V87H137V86H135V85H133L132 83H131ZM133 81V82H134ZM246 81V80H245ZM254 81V80H253ZM261 81V80H260ZM4 82V81H3ZM7 82V81H6ZM96 82H98V83H96ZM112 82V81H111ZM110 82V83H111ZM143 82V81H142ZM113 83H116V82H113ZM112 83V84H113ZM139 83H140V81H139ZM150 83V82H149ZM102 82H101V88H102ZM109 84V83H108ZM107 84V85H108ZM156 84V83H155ZM154 84V85H155ZM104 85V84H103ZM115 85V84H114ZM117 85V84H116ZM128 85V84H127ZM137 85H138V83H137ZM109 87H114V86H110V85H108ZM118 86V85H117ZM169 86H170V84H169ZM105 87H107V86H105ZM119 87V86H118ZM126 87V86H125ZM124 87V88H125ZM161 87V86H160ZM213 87V86H212ZM236 87V86H235ZM259 87V86H258ZM97 88H99V86L97 87ZM104 88V87H103ZM102 88V89H103ZM119 88H122V87H119ZM150 88V87H149ZM166 88V87H165ZM111 89V88H110ZM114 89V88H113ZM112 89V90H113ZM135 89H137L136 90V92H135ZM161 89V88H160ZM231 89H232V87H231ZM259 89V88H258ZM99 90V89H98ZM108 90H109V88H108ZM112 90H110V91H112ZM200 90V89H199ZM243 90V89H242ZM261 90V89H260ZM101 92L103 91V90H100ZM109 91V92H110ZM115 91V90H114ZM147 91V90H146ZM158 91V90H157ZM226 91V90H225ZM259 91V90H258ZM100 92V93H101ZM105 92H106V90H105ZM143 92V91H142ZM156 92V91H155ZM159 92H160V90H159ZM210 92V91H209ZM231 92H233V91H231ZM102 93H104V92H102ZM121 93V92H120ZM203 93H205V92H203ZM226 93V92H225ZM263 93V92H262ZM107 94V93H106ZM112 94V93H111ZM116 94V93H115ZM118 94V93H117ZM149 94H150V92H149ZM252 94V93H251ZM250 94V95H251ZM97 95V94H96ZM99 95H101V94H99ZM99 95H97V96H99ZM141 95H143V94H141ZM146 94H144V96H145ZM148 95V94H147ZM162 95V94H161ZM191 95V94H190ZM208 95V94H207ZM236 95V94H235ZM28 96V97H29ZM40 98H39V97ZM107 96V95H106ZM109 96H110V94H109ZM120 96H122V94H120ZM135 96V95H134ZM137 96V95H136ZM135 96V97H136ZM178 96V95H177ZM180 96V95H179ZM194 96V95H193ZM200 96V95H199ZM210 96V95H209ZM217 96V95H216ZM15 97V98H16ZM20 97V96H19ZM33 97H35V96H33ZM116 97V96H115ZM134 97V98H135ZM154 97H155V95H154ZM158 97V96H157ZM162 97V96H161ZM226 97V96H225ZM32 98V97H31ZM104 98V97H103ZM114 98V97H113ZM123 98V97H122ZM132 99H134L133 97H131ZM153 98V97H152ZM160 98V97H159ZM171 98V97H170ZM202 98V97H201ZM252 98V97H251ZM19 99V98H18ZM24 99V98H23ZM29 99V98H28ZM32 99H34V98H32ZM94 99V98H93ZM99 98H97V100H98ZM115 99V98H114ZM129 99V98H128ZM138 99V98H137ZM142 99V98H141ZM155 99V98H154ZM183 99V98H182ZM194 99V98H193ZM212 99V98H211ZM219 99V98H218ZM221 99V98H220ZM247 99V98H246ZM256 99V98H255ZM43 100V101H44ZM146 100V99H145ZM262 100V99H261ZM260 100V101H261ZM16 101V100H15ZM21 101H23V100H21ZM26 101V100H25ZM88 101H90V102H92L91 100H88ZM216 101H217V99H216ZM226 101V100H225ZM240 101V100H239ZM16 102H18V100L16 101ZM20 102V101H19ZM36 102V101H35ZM71 102V103H72ZM122 102V101H121ZM160 102V101H159ZM167 102V101H166ZM189 102H190V100H189ZM207 102V101H206ZM218 102V101H217ZM223 102V101H222ZM247 102V101H246ZM26 103V102H25ZM38 103H39V101H38ZM37 103V106L39 105ZM54 103V104H53ZM70 103V104H71ZM83 103V102H82ZM87 103H89V102H87ZM98 103V102H97ZM161 103V102H160ZM201 104H202V102H200ZM213 103V102H212ZM226 103V102H225ZM228 103V102H227ZM241 103V102H240ZM245 103V102H244ZM6 104V105H5ZM13 104H14V102H13ZM23 104V103H22ZM84 104V103H83ZM123 104V103H122ZM187 104V103H186ZM219 104V103H218ZM231 104V103H230ZM261 104V103H260ZM263 104V103H262ZM17 105H19V104H17ZM25 105V104H24ZM45 105V104H44ZM80 105V104H79ZM97 105V104H96ZM125 105V104H124ZM217 105V104H216ZM241 105V104H240ZM259 105V104H258ZM55 106V105H54ZM57 106V105H56ZM65 106V105H64ZM76 106H78V105H76ZM101 106V105H100ZM103 106V105H102ZM155 106H157L156 104H155ZM205 106H207V105H205ZM246 106V105H245ZM254 106V105H253ZM261 106V105H260ZM8 108H9V106H7ZM6 107V108H7ZM22 107V106H21ZM36 107V106H35ZM40 107H41V105H40ZM53 107V106H52ZM59 107V106H58ZM86 107V106H85ZM179 107H180V105H179ZM183 107V106H182ZM190 107V106H189ZM193 107V106H192ZM197 107V106H196ZM237 107V106H236ZM249 107V106H248ZM6 108H5V110H6ZM20 108V107H19ZM19 108H17V110L19 109ZM23 108V107H22ZM37 108V107H36ZM41 108H43V107H41ZM41 108H39L40 110H41ZM44 108H45V106H44ZM50 107L48 106V108H46V109H49ZM68 108V107H67ZM73 108V107H72ZM82 108V107H81ZM118 108V107H117ZM137 108V107H136ZM158 108H160V107H158ZM227 108V107H226ZM0 109V110H1ZM53 109H55L54 107H53ZM58 109H61V108H58ZM70 109V108H69ZM75 109V108H74ZM80 109V108H79ZM89 109V108H88ZM114 109V108H113ZM116 109V108H115ZM138 109V108H137ZM140 109V108H139ZM173 109V108H172ZM224 109V108H223ZM241 109V108H240ZM256 109V108H255ZM4 110V109H3ZM5 110H4V113H5ZM21 110V109H20ZM19 110V111H20ZM51 110V109H50ZM117 110V109H116ZM126 110H127V108H126ZM133 110V109H132ZM201 110V109H200ZM204 110V109H203ZM234 110V109H233ZM243 110V109H242ZM261 110V109H260ZM11 111V110H10ZM14 111V110H13ZM55 111V110H54ZM57 111V110H56ZM67 111V110H66ZM84 111V110H83ZM119 111V110H118ZM208 111V110H207ZM241 111V110H240ZM246 111V110H245ZM252 111V110H251ZM3 112V111H2ZM8 112V111H7ZM15 112V111H14ZM37 112H38V110H37ZM50 112V111H49ZM86 112V111H85ZM122 112V111H121ZM152 112H153V110H152ZM211 112V111H210ZM237 112V111H236ZM242 112V111H241ZM258 112V111H257ZM3 113V114H4ZM12 113V112H11ZM22 113V112H21ZM74 113H76L75 111H74ZM196 113V112H195ZM217 113V112H216ZM228 113V112H227ZM232 113V112H231ZM243 113V112H242ZM248 113V112H247ZM263 113V112H262ZM2 114V113H1ZM20 114V113H19ZM26 114V113H25ZM81 114V113H80ZM82 114H84V113H82ZM172 114V113H171ZM182 114V113H181ZM257 114V113H256ZM258 114H261V113H258ZM257 114V115H258ZM12 114H10V116H11ZM16 115V114H15ZM15 115L13 114V116L12 117H15ZM27 115V114H26ZM48 115H49V113H48ZM66 115V114H65ZM64 115V116H65ZM138 115V114H137ZM179 115V114H178ZM194 115V114H193ZM192 115V116H193ZM4 116V115H3ZM22 116V115H21ZM28 116V115H27ZM33 116V115H32ZM58 116V115H57ZM151 116V115H150ZM157 116V115H156ZM181 116V115H180ZM247 116V115H246ZM255 116V115H254ZM260 116V115H259ZM8 117H9V115H8ZM90 117V116H89ZM137 117V116H136ZM182 117V116H181ZM225 117V116H224ZM252 117V116H251ZM3 118H5L6 119V117H3ZM16 118H18V116L16 115ZM46 117H44L43 119H45ZM72 118V117H71ZM139 118V117H138ZM145 118V117H144ZM153 118V117H152ZM203 118V117H202ZM254 118H256V117H254ZM9 119H10V117H9ZM19 119V118H18ZM24 119V118H23ZM51 119V118H50ZM78 119V118H77ZM76 119V120H77ZM131 119V118H130ZM228 119V118H227ZM233 119V118H232ZM258 119H259V117H258ZM257 119V120H258ZM1 120H2V118H1ZM4 120V119H3ZM3 120H2V123H3ZM6 120H8V119H6ZM25 120V119H24ZM46 120V119H45ZM54 120V119H53ZM127 120V119H126ZM160 120V119H159ZM167 120H168V117H167ZM234 120V119H233ZM242 120V119H241ZM14 121V120H13ZM27 121V120H26ZM34 121V120H33ZM48 121V120H47ZM148 121V120H147ZM197 121V120H196ZM253 121V120H252ZM14 122H16V121H14ZM17 122H19L18 120H17ZM133 122V121H132ZM135 122V121H134ZM200 123H201V121H199ZM209 122V121H208ZM230 122H231V119H230ZM246 122V121H245ZM7 123V122H6ZM11 123H12V121H11ZM47 123H50V122H47ZM46 123V124H47ZM130 123V122H129ZM136 123V122H135ZM140 123V122H139ZM186 123H188V122H186ZM225 123V122H224ZM233 123V122H232ZM13 124V123H12ZM11 124V125H12ZM28 124V123H27ZM51 124V123H50ZM138 124V123H137ZM242 124V123H241ZM11 125H8V126H11ZM15 125V124H14ZM25 125V124H24ZM40 125V124H39ZM43 125V124H42ZM173 125V124H172ZM222 125V124H221ZM227 125V124H226ZM240 125V124H239ZM248 125V124H247ZM262 125V124H261ZM1 124H0V128H1ZM5 126V125H4ZM7 126V125H6ZM32 126V125H31ZM52 126V125H51ZM140 127H141V125H139ZM146 126V125H145ZM223 126H224V124H223ZM222 126V127H223ZM245 126H246V124H245ZM259 126V125H258ZM49 127V126H48ZM128 127V126H127ZM159 127H161V126H159ZM167 127V126H166ZM175 127V126H174ZM183 127V126H182ZM191 127V126H190ZM197 127V126H196ZM211 127V126H210ZM214 127V126H213ZM226 127V126H225ZM236 127V126H235ZM250 127V126H249ZM254 127V126H253ZM136 128V127H135ZM142 128V127H141ZM149 128V127H148ZM151 128V127H150ZM155 128V130H156V128H157V126L156 127H154ZM204 128H205V126H204ZM259 128V127H258ZM115 129V128H114ZM178 129V128H177ZM189 129V128H188ZM196 129V128H195ZM206 129V128H205ZM204 129V130H205ZM208 129H210V128H208ZM213 129V128H212ZM28 130V129H27ZM137 130V129H136ZM148 130V129H147ZM159 130V129H158ZM192 130V129H191ZM207 130V129H206ZM211 130V129H210ZM210 130H207L208 131V133H209V131ZM220 130H222L221 128L218 130V131H220ZM223 130H225V129H223ZM222 130V131H223ZM242 130H244V129H242ZM241 130V131H242ZM253 130V129H252ZM255 130V129H254ZM2 131V130H1ZM53 131V130H52ZM122 131V130H121ZM131 131V130H130ZM134 131V130H133ZM200 131H201V129H200ZM199 131V132H200ZM207 131H206V133H207ZM212 131V130H211ZM210 131V133H209V136L208 137H210V138H212L210 135H212V134H214V133H212ZM214 131V130H213ZM217 131V130H216ZM216 131H215V133H216ZM237 131H239V128H238V130ZM246 131V130H245ZM23 132V131H22ZM87 132V131H86ZM135 132V131H134ZM140 132V131H139ZM157 132V131H156ZM191 132V131H190ZM243 132V131H242ZM242 132H241V134H242ZM248 132V131H247ZM255 132H256V130H255ZM259 132H260V130H259ZM13 133V132H12ZM30 133V132H29ZM55 133V132H54ZM54 133H51V135L52 134H54ZM62 133V132H61ZM67 133V132H66ZM144 133V132H143ZM175 132H173V134H174ZM225 133V132H224ZM243 133H245V132H243ZM18 134V133H17ZM56 134V133H55ZM65 134V133H64ZM71 134V133H70ZM106 134V133H105ZM112 134V133H111ZM166 134V133H165ZM172 134V135H173ZM218 133H216L215 134V136L213 135V139L214 138H216V135H217ZM259 134V133H258ZM0 135H2V133L0 134ZM21 135V134H20ZM33 135V134H32ZM35 135H37V134H35ZM48 135H49V133H48ZM62 135V134H61ZM67 135V134H66ZM82 135V134H81ZM141 135H143V134H141ZM151 135V134H150ZM159 135V134H158ZM168 135V134H167ZM171 135V136H172ZM175 135V134H174ZM190 135V134H189ZM204 135H205V133H204ZM219 135V134H218ZM237 135H238V133H237ZM34 136V135H33ZM40 136V135H39ZM44 135L42 134V136H41V138L39 137V138H37L38 136H36L35 138H30V139H25V137H27V136H25L24 137V140L22 139V140H17V136L16 137H13L14 139L13 140H11L10 138V140L8 139V140H6L5 139V141H3L4 140V137L5 136H0L1 138H0V140H2L3 142L1 143L2 145H1V148L3 147V150H4V153L8 156V158L9 159H12L13 161H15L14 163H11V161H10V163L11 164H6V165H8V166H6V165H4V166H6L5 168V170H1L0 169V194H2L3 196H7L6 197V199L8 198L9 199V201L11 200V203L14 205V207L15 208H17V210L18 211H16V215L15 216H17V214H18V218H20V219H22V220H24V221H21V222H19V224L18 223H16L15 224V227L12 225V232H13V235H12V232H11V229H9L10 230V235H12V236H14L15 237V235L17 236V235H19L20 237H21V239H22V243H21V241H20V239H19V241L20 242H17L16 240V245H17V243L19 244H21V245H24L25 247H27V249H25V250H28V251H30V253L32 254V257H36V256H34V255H36V252L38 253V251H42V249H43V251L45 250L46 251V253H47V261H46V263L45 264H65V263H62L61 262V257H62V255H63V257H65L64 256V254H63V252H66V249H61L60 247H59V245L58 244H60L59 242H57V240H55L56 241V243L54 244V246H56V247H52V244L50 245L49 243L50 242H52V241H50L49 242V239H43L42 237H44V236H42V234H39V233H37V232H35V229H36V227H35V223H37V222H35V221H37V220H39L40 221V219H52V220H54L55 222H50V220H48L49 221V225L50 226H53V230L51 231V232H54V233H56V236H58L59 235V237H61L60 235H64V236H67V237H69L70 239H69V242H70V244H69V248H68V252H69V254H70V256L71 257H73L74 256V251H78V253H80V252H82V251H84L85 249V251H87L88 252V257L90 258V256H92L91 254H92V251H94L95 250V247H98V249H100L101 248V250L100 251H102L101 252V256H102V258L103 259H107V262H108V264H135L134 262H136V261H139V260H141L142 261V256H140L139 254V256L137 255V256H134V257H132V259L133 260H129V261H126L127 259H125L124 258V260H123V262H121L122 260H120L119 259V261L117 260V261H114V257H115V255H108V254H110L111 253V251H109V247H111L109 244H108V239H109V237H111L112 238V233L114 232V230H117V229H114V228H117V226L115 227V224H114V222L116 221L115 219H114V217H116V215H112L111 213V211H108V212H110V214L108 213V212H106L105 210V212L106 213H108L109 215H104V216H100V217H98V216H93L92 218H91V222H90V226L92 227V235L91 236H87L86 238L87 239H85V237H83V236H85V233H84V231L82 230V228L80 227V225L77 223V222H75L74 220L72 221V220H68L67 218H64V210L63 211H61L60 209V211L58 210V212H60V214H58L57 216H56V213H55V216H53L52 215V213H51V211H50V205H49V203H51L50 202V197L52 198V195H56L57 196V194H59V195H62V197L64 198L63 200H65L66 201V199H67V197H68V195L69 194H71V190L70 189H62L61 188V185L60 184H62V183H60V181L62 182V181H65V180H71L72 181V179L74 178V177H76L77 175H74L72 172V174L73 175H71V174H67L68 172H64L62 169L64 168V166H66L65 164H68V161H67V163H63L64 165H63V167L61 168V166L59 165V163L60 162H54V157L51 159V157H52V154H51V151H52V146L54 145L55 146V144H54V142H56V141H54L53 142V139L54 138H57V136H53L54 138L51 140V139H45V138H42ZM67 136H69V135H67ZM72 136H74V135H72ZM177 136H180V135H177ZM186 136V135H185ZM191 136V135H190ZM207 136V135H206ZM224 136H225V134H224ZM8 137V136H7ZM29 137H30V135H29ZM28 137V138H29ZM32 137V136H31ZM51 137V136H50ZM66 137V136H65ZM78 137V136H77ZM81 137V136H80ZM150 137V136H149ZM175 137H176V135H175ZM207 137V138H208ZM229 137V136H228ZM241 137H244V136H241ZM240 137V138H241ZM246 137V136H245ZM262 137V136H261ZM12 138V137H11ZM19 138H20V136H19ZM23 138V137H22ZM63 138V137H62ZM72 138V137H71ZM111 138H113V137H111ZM168 138H169V136H168ZM180 138V137H179ZM204 138L205 137H203V141H204ZM16 139V140H15ZM21 139V138H20ZM58 139H59V137H58ZM64 139V138H63ZM62 139V140H63ZM65 139H67V138H65ZM169 139H172V137H170ZM181 139V138H180ZM185 139V138H184ZM190 139V138H189ZM194 139V138H193ZM196 139V138H195ZM202 139V138H201ZM225 139H227V138H225ZM242 139V138H241ZM247 139H249V138H247ZM250 139H252V138H250ZM103 140H105V139H103ZM206 140V139H205ZM210 140V139H209ZM235 140V139H234ZM254 140V139H253ZM262 140V139H261ZM67 141H69V140H67ZM72 141H73V139H72ZM72 141H71V143H72ZM76 141V140H75ZM74 141V142H75ZM78 141H80V140H78ZM193 141V140H192ZM207 142H208V139L206 140ZM210 141H215V140H210ZM223 141H224V139H223ZM247 141V140H246ZM60 142H61V140H60ZM63 142H64V140H63ZM62 142V143H63ZM175 142V141H174ZM185 142V141H184ZM188 142V141H187ZM193 142H195V140L193 141ZM200 142H202V140L200 141ZM207 142H204V143H207ZM215 142H217V141H215ZM214 142V143H215ZM219 142V141H218ZM218 142L217 143H215V144H218ZM231 142H232V140H231ZM243 142V141H242ZM254 142V141H253ZM59 143V142H58ZM65 143H66V140H65ZM76 143V142H75ZM81 143V142H80ZM80 143H76V146H78V148H79V146H81L80 148H82V146L83 145H81ZM88 143H90V142H88ZM199 143V142H198ZM220 143H221V141H220ZM229 143V142H228ZM249 143L250 142H248V144L247 145H249ZM263 143V142H262ZM67 144H69V143H67ZM72 144H74V143H72ZM192 144V143H191ZM197 144V143H196ZM207 144H209V143H207ZM206 144V145H207ZM211 144V143H210ZM222 144V143H221ZM240 144V143H239ZM255 144H257V143H255ZM57 145V144H56ZM59 145V144H58ZM71 145V144H70ZM180 145V144H179ZM186 145V144H185ZM194 145V146H193ZM192 146L193 147H195V144H193ZM204 145V144H203ZM223 146H224V144H222ZM233 145V144H232ZM241 145V144H240ZM250 145H252V144H250ZM53 146V147H54ZM172 146V145H171ZM213 146V145H212ZM221 146V145H220ZM220 146H219V148H220ZM239 146V145H238ZM245 146V145H244ZM56 147V146H55ZM164 147V146H163ZM166 147H168V146H166ZM166 147H164V148H166ZM188 147H190V146H188ZM215 147V146H214ZM226 147V146H225ZM224 147V148H225ZM235 147V146H234ZM249 147V146H248ZM247 147V148H248ZM263 147V146H262ZM64 148V147H63ZM63 148H62V152L61 153H63ZM76 148V147H75ZM110 148H111V146H110ZM139 148V147H138ZM169 148V147H168ZM196 148H198L197 146H196ZM201 148V147H200ZM205 148V147H204ZM207 148H209V145L207 146ZM239 148L241 149V146H239ZM251 148V147H250ZM55 149H57V148H54V150ZM58 149H59V146H58ZM58 149H57V152H58ZM61 149V148H60ZM65 149V148H64ZM69 149V148H68ZM70 149H71V147H70ZM108 149V148H107ZM211 149V148H210ZM209 149V150H210ZM216 149V148H215ZM233 149V148H232ZM243 149V148H242ZM72 150V149H71ZM73 150H76V149H74L73 148ZM72 150V151H73ZM101 150V149H100ZM154 150V149H153ZM170 150V149H169ZM183 150H185V149H183ZM195 150V149H194ZM214 150V149H213ZM228 150H230L229 148H228ZM238 150V149H237ZM248 150V149H247ZM68 151V150H67ZM76 151H78V150H76ZM156 151V150H155ZM173 151V150H172ZM189 151V150H188ZM199 151H200V149H199ZM214 151H217V150H214ZM220 150H218L217 152H219ZM224 151V150H223ZM235 151V150H234ZM244 151H245V149H244ZM250 151V150H249ZM55 151H52V153H54ZM66 152V151H65ZM74 152V151H73ZM79 152H82V151H79ZM78 152V153H79ZM118 152V151H117ZM149 152V151H148ZM153 152V151H152ZM178 152H179V150H178ZM191 152H192V150H191ZM203 152V151H202ZM205 152V151H204ZM227 152V151H226ZM239 152H240V150H239ZM261 152V151H260ZM78 153H77V155H78ZM84 153V152H83ZM138 153V152H137ZM157 153V152H156ZM170 153V152H169ZM176 153V152H175ZM200 153V152H199ZM198 153V154H199ZM230 153V152H229ZM24 155V154H27L28 156H27V158L29 157V155H31V157H33L32 155H34V156H36L37 158L36 159H38V157H40V158H42L43 159V161H44V166H43V169L41 170V171H39L38 170V173H34V174H32V175H30L31 173L29 172L30 171V169H29V171H28V173L26 172L27 170H24L21 166H20V164L21 163H19L18 164V162H19V160H21V155ZM54 154H56V153H54ZM54 154H53V156H54ZM66 154H69V152H66ZM66 154H62V155H66ZM70 154H72L71 152H70ZM75 154V153H74ZM73 154V155H74ZM80 154V153H79ZM131 154V153H130ZM143 154V153H142ZM151 154V153H150ZM237 154V153H236ZM235 154V155H236ZM240 153H238L237 155H239ZM243 154H244V152H243ZM247 154V153H246ZM253 154V153H252ZM156 155V154H155ZM154 155V156H155ZM193 155V154H192ZM215 155V154H214ZM218 155V154H217ZM232 155H234V153L232 154ZM234 155V156H235ZM255 155V154H254ZM56 156H58L59 157V155H56ZM64 156H63V159H64ZM70 156V155H69ZM80 156V155H79ZM88 156V155H87ZM120 156V155H119ZM142 156V155H141ZM150 156V155H149ZM161 156V155H160ZM198 156V155H197ZM200 156V155H199ZM211 156V155H210ZM224 156H226V155H224ZM223 156V157H224ZM247 156V155H246ZM249 156V155H248ZM247 156V157H248ZM23 158H24V156H22ZM31 157H29V158H31ZM67 155H66V157H65V159H67ZM71 157V156H70ZM73 157V156H72ZM77 157V156H76ZM124 157H126V155L124 156ZM128 157V156H127ZM144 157V156H143ZM146 157V156H145ZM151 158H152V156H150ZM173 157V156H172ZM194 157V156H193ZM196 157V156H195ZM239 157H240V155H239ZM22 158V159H23ZM26 158V157H25ZM35 158V157H34ZM34 158H33V160H34ZM88 158V157H87ZM115 158V157H114ZM123 157H121L120 158V160L122 159ZM149 158V157H148ZM162 158H164V157H162ZM8 159V160H9ZM35 159V160H36ZM57 159V158H56ZM61 159H62V157H61ZM138 159V158H137ZM155 159V158H154ZM181 159V158H180ZM194 159V158H193ZM206 159V158H205ZM28 160H30V161H32L31 159H28ZM28 160H26V161H28ZM39 160V159H38ZM41 160V159H40ZM58 160V159H57ZM72 160V159H71ZM75 160V159H74ZM115 160H116V158H115ZM118 160V159H117ZM126 160V159H125ZM148 160V159H147ZM157 160V159H156ZM168 160H169V158H168ZM18 161V162H17ZM22 161V160H21ZM20 161V162H21ZM23 161H25V159L23 160ZM29 161V162H30ZM42 161V160H41ZM41 161H39V163L41 162ZM56 161V160H55ZM62 161V160H61ZM95 161V160H94ZM129 161H131L132 162V160H129ZM135 161V160H134ZM163 161H165V160H163ZM198 161V160H197ZM6 162H7V160H6ZM71 162V161H70ZM73 162V161H72ZM71 162V163H72ZM91 162V161H90ZM106 162V161H105ZM120 162V161H119ZM137 162V161H136ZM140 162V161H139ZM146 162V161H145ZM158 162H159V160H158ZM26 163V162H25ZM28 163V162H27ZM26 163V164H27ZM37 163H38V161H37ZM37 163H35V164H37ZM62 163V162H61ZM70 163V164H71ZM79 163V162H78ZM81 163V162H80ZM85 163V162H84ZM83 163V164H84ZM118 163V162H117ZM121 163H124V161H122ZM121 163H119V164H121ZM142 163H143V161H142ZM232 163V162H231ZM245 163V162H244ZM42 164V163H41ZM73 164H74V162H73ZM83 164H81V165H83ZM94 164V163H93ZM93 164H91V165H89V166H92ZM105 164V163H104ZM115 164V163H114ZM128 164V161H127V163H125L124 165H127ZM136 164V163H135ZM140 164V163H139ZM22 165H25V164H23V162H22ZM29 165H30V163H29ZM28 165V167L29 168H31L30 166H33V165H30L29 166ZM62 165V164H61ZM72 165V164H71ZM71 165H67L66 166V170H67V168H68V166H71ZM79 165V164H78ZM96 164H94V166H95ZM110 165V164H109ZM111 165H113V164H111ZM124 165H123V167H124ZM159 165V164H158ZM208 165V164H207ZM219 165V164H218ZM231 165V164H230ZM74 166V165H73ZM77 166V165H76ZM89 166H87L88 168H89ZM97 166H98V164H97ZM96 166V167H97ZM130 166V164L128 165V167ZM135 167H136V165H134ZM133 166V167H134ZM242 166V165H241ZM26 167V166H25ZM35 167H37V165H35ZM39 167H40V164H39ZM79 167V166H78ZM84 167H86V165H84ZM99 167V166H98ZM97 167V168H98ZM104 167V166H103ZM116 167V166H115ZM114 167V168H115ZM119 167V166H118ZM126 167V166H125ZM167 167V166H166ZM183 167V166H182ZM181 167V168H182ZM197 167V166H196ZM240 167V166H239ZM34 168V167H33ZM32 168V169H33ZM70 168H72V166L70 167ZM74 168V167H73ZM72 168V169H73ZM79 168H81V166L79 167ZM94 168V167H93ZM108 168V167H107ZM117 168V167H116ZM115 168V169H116ZM122 168V167H121ZM137 168V167H136ZM164 168V167H163ZM168 168V167H167ZM224 168V167H223ZM251 168V167H250ZM27 169V168H26ZM75 169V168H74ZM87 169V168H86ZM100 169V170H99ZM103 168H98V170L99 171H101ZM111 169H112V167H111ZM126 169H128V168H126ZM133 169V168H132ZM132 169H129V170H132ZM170 169V168H169ZM168 169V170H169ZM35 170H37V169H35ZM65 170V171H66ZM80 170V169H79ZM78 169H77V171H79ZM91 170H92V168H91ZM105 170H108V169H106L105 168ZM104 169L102 170V171H105ZM120 171H121V169H119ZM192 170V169H191ZM210 170V169H209ZM208 170V171H209ZM235 170V169H234ZM239 170V169H238ZM249 170V169H248ZM255 170V169H254ZM257 170V169H256ZM34 170H32V172H33ZM68 171V170H67ZM72 171V170H71ZM75 172H77L76 171V169L74 170ZM81 171H82V169H81ZM80 171V172H81ZM101 171V172H102ZM116 171V170H115ZM128 171V170H127ZM160 171V170H159ZM214 171V170H213ZM250 171V170H249ZM252 171V170H251ZM260 171V170H259ZM37 172V171H36ZM70 172V171H69ZM122 172H124V168L122 169ZM132 173H133V170L131 171ZM145 172V171H144ZM151 172V171H150ZM161 172V171H160ZM202 172H203V170H202ZM225 172V171H224ZM30 173V174H29ZM103 173V172H102ZM102 173H99V175L100 174H102ZM109 173V172H108ZM118 173V172H117ZM132 173H131V175H129L130 173H124L123 174V176H121L122 178H119L120 180H119V182L115 185V181L113 180H111L112 179V177H111V179H108L109 177L108 176H106L105 178V181L106 180H108L107 181V185L110 187V186H112V187H114V188H116V189H120V190H122V188L123 187H121V183L122 182H125V181H129V177H131L132 178ZM172 173V172H171ZM187 173V172H186ZM251 173V172H250ZM254 173V172H253ZM257 173V172H256ZM261 173V172H260ZM263 173H264V171H263ZM262 173V174H263ZM76 174V173H75ZM79 175V177L80 178H77L76 177V179H81V180H79V181H81L80 182V185H84V184H86V183H92V184H96V179H98V178H95L96 177V175L95 176H93V174L90 172V169H89V171H83V172H81V173H78ZM95 174V173H94ZM107 174V173H106ZM112 174V173H111ZM115 174H116V172H115ZM119 174V173H118ZM122 174V173H121ZM166 174V173H165ZM179 174V173H178ZM181 174V173H180ZM197 174H198V172H197ZM201 174H203L204 175V173H201ZM222 174L224 175V176H230V175H227V174H224V173H220V175L222 176ZM249 174V173H248ZM247 174V172H236V174H235V177L233 178V180H229V178H228V180L231 182V184L233 183L235 186H237V187H239V186H242L243 184H248V183H251L252 181H253V183L254 182H256V183H258V185L261 183V185H263L264 184V176L263 177H260V175H259V178H257L258 176H256V178H257V180H252L250 177H249V175ZM99 175H98V177H99ZM105 175V174H104ZM120 175V174H119ZM161 175V174H160ZM168 175V172H167V174H166V176ZM184 175V174H183ZM252 175V173L250 174V176ZM257 175H258V173H257ZM44 177L43 179H42V182H44V183H42V184H39V185H35L34 183H35V181L34 180H37L36 178H40V177ZM101 176H103V175H101ZM110 176V175H109ZM111 176H113V174L111 175ZM136 176V175H135ZM170 177H172L171 175H169ZM182 176V175H181ZM192 176V175H191ZM198 176H199V174H198ZM198 176H197V178H198ZM218 176V174H214V173H207L206 174V176H203L202 178H201V176H199L200 178L199 179H193L192 181H194V182H196V184H197V182L198 183H200L201 185H203V187H205V186H209V185H211V183L213 182V181H215ZM253 176V175H252ZM144 177V176H143ZM146 177V176H145ZM176 177H177V175H176ZM175 177V178H176ZM100 178V177H99ZM163 179H165L164 177H162ZM168 180H170V178H168V177H166ZM183 178V177H182ZM196 178V177H195ZM216 178V179H215ZM232 178V177H231ZM255 178V177H254ZM75 179V180H76ZM117 179H118V176H117ZM135 179V178H134ZM150 179V178H149ZM172 179H173V177H172ZM179 179V178H178ZM101 180V179H100ZM102 180H104V179H102ZM102 180H101V183H102ZM183 180H184V178H183ZM188 180V179H187ZM252 180V181H251ZM38 181V180H37ZM40 181V180H39ZM38 181V182H39ZM77 181V180H76ZM162 181V180H161ZM173 181V180H172ZM191 180H189V181H186V180H184V182L183 183H191L190 182ZM75 182V181H74ZM129 182H131V181H129ZM163 182V181H162ZM162 182H160V184H162ZM173 182H177V180H174ZM235 182V183H234ZM40 183V182H39ZM78 183V182H77ZM164 183V182H163ZM167 183V182H166ZM172 183V182H171ZM170 183V184H171ZM178 183H181V181L179 182L178 181ZM188 183V184H189ZM229 183V182H228ZM252 183V184H253ZM263 183V184H262ZM37 184V183H36ZM64 184V183H63ZM70 184V183H69ZM68 184V185H69ZM72 184V183H71ZM92 184H91V186H92ZM94 184V185H95ZM141 184V183H140ZM173 184V183H172ZM174 184H176V183H174ZM213 184V183H212ZM215 184H216V181H215ZM222 184V183H221ZM225 184V183H224ZM230 184V183H229ZM228 184V185H229ZM255 184V183H254ZM73 185H75V184H73ZM90 185V184H89ZM93 185V186H94ZM105 185H106V182H105ZM105 185H103V186H105ZM106 185V186H107ZM122 185H125V183H123ZM133 185V184H132ZM168 185V184H167ZM179 185H182V183L181 184H179ZM220 185V184H219ZM249 185V184H248ZM256 185V184H255ZM257 185V186H258ZM65 186H67V185H65ZM71 186V185H70ZM87 186V185H86ZM85 186V187H86ZM90 186V187H91ZM131 186V185H130ZM163 186V185H162ZM171 186V185H170ZM173 186V185H172ZM178 186V185H177ZM213 186V185H212ZM216 186H218V185H216ZM222 186V185H221ZM252 185H250V187H251ZM260 186V185H259ZM258 186V187H259ZM63 187H64V185H63ZM73 187V186H72ZM78 187V186H77ZM77 187H75V188H77ZM82 187V186H81ZM81 187L79 188V189H81ZM84 187V188H85ZM95 187H97V186H95ZM126 187H129V185L128 186H126ZM179 187H181V186H179ZM220 187V186H219ZM253 187H254V185H253ZM253 187H251V188H253ZM257 187V188H258ZM69 188H71V187H69ZM74 188V187H73ZM72 188V189H73ZM102 188V187H101ZM111 188V187H110ZM165 188V187H164ZM189 188V187H188ZM196 188V187H195ZM210 188H211V186H210ZM225 188V187H224ZM243 188H245V186H243ZM87 189V188H86ZM85 189V190H86ZM96 189V188H95ZM99 189H100V187H99ZM109 189V188H108ZM132 189V188H131ZM163 189V188H162ZM249 189V188H248ZM77 190V189H76ZM97 190V189H96ZM112 190V189H111ZM124 190V189H123ZM135 190V189H134ZM137 190V189H136ZM218 190H221V189H218ZM217 190V191H218ZM240 190V189H239ZM247 190V189H246ZM259 190V189H258ZM260 190H261V188H260ZM81 192L83 191L84 192V190L82 189V190H80ZM79 191V192H80ZM138 191V190H137ZM151 191V190H150ZM159 191V190H158ZM233 191V190H232ZM78 192V193H79ZM117 192V191H116ZM121 192V191H120ZM130 192H132V191H130ZM145 192V191H144ZM149 192V191H148ZM153 192V191H152ZM181 192V191H180ZM212 192V191H211ZM243 192V191H242ZM264 192V191H263ZM73 193H75L74 191H73ZM77 193V194H78ZM105 193H106V190H105ZM108 193V192H107ZM109 193H110V191H109ZM128 193V192H127ZM139 193V192H138ZM151 193V192H150ZM150 193H149V195H150ZM162 193V192H161ZM198 193V192H197ZM223 193V192H222ZM249 193V192H248ZM44 194L46 195V196H49V197H46V198H44L45 196H44ZM90 194V193H89ZM188 194V193H187ZM215 194V193H214ZM264 194V193H263ZM100 195V194H99ZM107 196H108V194H106ZM117 195V194H116ZM125 195V194H124ZM123 195V196H124ZM129 195V194H128ZM136 195V194H135ZM147 195V194H146ZM207 195V194H206ZM253 195V194H252ZM10 198H9V197ZM41 196H44L43 198L41 197ZM70 196V195H69ZM94 196V195H93ZM103 196V195H102ZM104 196H105V194H104ZM110 196H111V193H110ZM110 196H109V198H110ZM119 196V195H118ZM122 196V195H121ZM126 196V195H125ZM137 196V195H136ZM151 196V195H150ZM171 196V195H170ZM178 196V195H177ZM188 196V195H187ZM215 196H217V195H215ZM227 196V195H226ZM236 196V195H235ZM255 196V195H254ZM253 196V197H254ZM84 197V196H83ZM232 197V196H231ZM72 198V197H71ZM75 198V197H74ZM78 198V197H77ZM104 198V197H103ZM109 198H106V202H107V200L109 199ZM116 198V197H115ZM138 198H139V196H138ZM148 199H149V197H147ZM167 198V197H166ZM174 198V197H173ZM188 198H189V196H188ZM193 198V197H192ZM255 198V197H254ZM253 198V199H254ZM5 199V200H6ZM40 199H42V202H40ZM43 199L45 200L46 199V201H44V203H43ZM59 199V198H58ZM70 199V198H69ZM76 199V198H75ZM105 199V198H104ZM112 199V198H111ZM113 199H114V196H113ZM117 199V198H116ZM116 199H114L113 201L115 202V200ZM225 199V198H224ZM260 199V198H259ZM263 199V198H262ZM54 199L52 198V201H53ZM63 200H61V201H63ZM77 200V199H76ZM75 200V201H76ZM102 200V199H101ZM100 200V201H101ZM118 200V199H117ZM126 200V199H125ZM128 200V199H127ZM141 200H142V197H141ZM179 200V199H178ZM193 200H195V199H193ZM207 200V199H206ZM214 200V199H213ZM220 200V199H219ZM8 200H7V204L6 205H8V204H11L10 202H9ZM72 201V200H71ZM73 201H74V199H73ZM81 201V200H80ZM109 201V200H108ZM112 201V202H113ZM121 201V200H120ZM122 201H123V199H122ZM139 201V200H138ZM145 201V200H144ZM185 201V200H184ZM183 201V202H184ZM242 201V200H241ZM253 201V200H252ZM67 202V201H66ZM103 202V201H102ZM102 202H101V204H100V207H101V205H102ZM117 202V201H116ZM158 202V201H157ZM178 202V201H177ZM187 202V201H186ZM185 202V203H186ZM229 202V201H228ZM232 202V201H231ZM237 202V201H236ZM254 202V201H253ZM256 202V201H255ZM254 202V203H255ZM54 203V202H53ZM56 203H58V200H57V202ZM62 203V202H61ZM71 203V202H70ZM76 203V202H75ZM108 203V202H107ZM107 203H105V204H107ZM119 203V202H118ZM128 203H130V202H128ZM133 203H134V201H133ZM173 203H175V202H173ZM180 203H181V201H180ZM247 203V202H246ZM245 203V204H246ZM52 204V203H51ZM67 204V203H66ZM93 204V203H92ZM113 204V203H112ZM125 204H127L126 202H125ZM136 204H138V203H136ZM136 204H135V207H136ZM139 204H141V203H139ZM143 204H144V202H143ZM190 204V203H189ZM211 204V203H210ZM55 205V204H54ZM63 205V204H62ZM71 205V204H70ZM75 205H77V204H75ZM118 205V204H117ZM122 205V204H121ZM134 205V204H133ZM146 205H149L148 203L146 204ZM145 205V206H146ZM191 205H192V203H191ZM238 205V204H237ZM52 206H53V204H52ZM51 206V207H52ZM58 206V205H57ZM56 206V207H57ZM73 206V205H72ZM105 206V205H104ZM108 206H109V204H108ZM140 206V205H139ZM141 206H142V204H141ZM144 206V207H145ZM190 206V205H189ZM218 206V205H217ZM255 206H256V204H255ZM9 207V206H8ZM13 207V208H14ZM75 207V206H74ZM80 207V206H79ZM102 207H103V205H102ZM114 207V206H113ZM124 207H125V205H124ZM144 207H142V208H144ZM162 207V206H161ZM237 207V206H236ZM243 207V206H242ZM245 207H248V206H245ZM257 207V206H256ZM264 207V206H263ZM55 208V207H54ZM154 208H156V207H154ZM190 208H193L192 206L190 207ZM232 208V207H231ZM251 208V207H250ZM255 208V207H254ZM57 209L58 208H56V211H57ZM108 209H113V208H108ZM195 209V208H194ZM241 209V208H240ZM239 209V210H240ZM247 209V208H246ZM245 209V210H246ZM252 209V208H251ZM77 210V209H76ZM81 210V209H80ZM100 210V209H99ZM102 210V209H101ZM100 210V211H101ZM115 209H113V212H115L114 211ZM128 210V209H127ZM138 210V209H137ZM143 210V209H142ZM145 210V209H144ZM176 210V209H175ZM185 210V209H184ZM193 210V209H192ZM249 210V209H248ZM254 210V209H253ZM252 210V211H253ZM53 211V210H52ZM55 211V210H54ZM66 211V210H65ZM91 211V210H90ZM98 211V210H97ZM103 211V212H104ZM135 211V210H134ZM160 211V210H159ZM197 211V210H196ZM208 211V210H207ZM251 211V212H252ZM76 212V211H75ZM78 212V211H77ZM76 212V213H77ZM94 212V214H95V211H93ZM133 212V211H132ZM141 212V211H140ZM163 212V211H162ZM165 212H167V211H165ZM192 212V211H191ZM194 212V211H193ZM218 212V211H217ZM226 212V211H225ZM249 212V211H248ZM256 212V211H255ZM254 212V213H255ZM264 212V211H263ZM80 213V212H79ZM79 213H77V216H78V214ZM82 213V212H81ZM97 213V212H96ZM99 213V212H98ZM102 213V212H101ZM105 213V214H106ZM117 213V212H116ZM188 214H189V212H187ZM196 213V212H195ZM228 213V212H227ZM244 213H245V211H244ZM250 213V212H249ZM258 213V212H257ZM85 214V213H84ZM123 214V213H122ZM135 214V213H134ZM137 214V213H136ZM207 214V213H206ZM262 214V213H261ZM74 215V214H73ZM83 215V214H82ZM86 215H88V214H86ZM86 215H84V216H86ZM140 215V214H139ZM193 215V214H192ZM191 215V216H192ZM246 215H247V213H246ZM65 216H66V214H65ZM74 216H76V215H74ZM90 216H91V214H90ZM145 216V215H144ZM172 216V215H171ZM211 216V215H210ZM236 216V215H235ZM4 216H2V218H3ZM170 217V216H169ZM190 217V216H189ZM213 217V216H212ZM212 217H211V219H212ZM228 217V216H227ZM231 217V216H230ZM239 217V216H238ZM84 218V217H83ZM133 218V217H132ZM135 218V217H134ZM138 218V217H137ZM142 218V217H141ZM182 218V217H181ZM186 218V217H185ZM234 218V217H233ZM232 218V219H233ZM236 218H237V216H236ZM243 218V217H242ZM250 218H251V216H250ZM0 219H1V213H0ZM5 219V218H4ZM71 219H72V217H71ZM76 219H78V218H76ZM87 219V218H86ZM153 219V218H152ZM167 219H168V217H167ZM193 219V218H192ZM205 219V218H204ZM245 219V218H244ZM78 220H80V218L78 219ZM84 219H82L81 221H83ZM153 220H156V219H153ZM152 220V221H153ZM213 220H214V218H213ZM216 220V219H215ZM259 220V219H258ZM6 221L7 222H9L10 223V221L8 220V219H6ZM38 221V222H39ZM48 221H47V223H48ZM118 221V220H117ZM181 221V220H180ZM198 221V220H197ZM212 221V220H211ZM242 221V220H241ZM264 221V220H263ZM2 221L0 220V223H1ZM4 222H5V220H4ZM7 222H5L4 224L5 225H3V224H1V225H3L4 227H6L7 228V225H10V224H7ZM16 222V221H15ZM22 222H24V224L22 223ZM42 222V221H41ZM151 222V221H150ZM160 222V221H159ZM158 222V223H159ZM178 222V221H177ZM206 222V221H205ZM3 223V222H2ZM45 223V222H44ZM81 223V222H80ZM89 223V222H88ZM127 223V222H126ZM175 223V222H174ZM181 223V222H180ZM190 223V222H189ZM199 223V222H198ZM202 223H204V221L202 222ZM232 223V222H231ZM259 223V222H258ZM13 224V223H12ZM43 224V223H42ZM46 224V223H45ZM85 224V223H84ZM118 224V223H117ZM170 224H171V222H170ZM211 225H212V223H210ZM16 225H18V227H16ZM47 225V224H46ZM87 225V224H86ZM89 225H88V227H89ZM146 225V224H145ZM187 225V224H186ZM208 225V224H207ZM206 225V226H207ZM220 225V224H219ZM227 225V224H226ZM39 226H41V223H39ZM81 226L83 227V224H81ZM125 226V225H124ZM147 226V225H146ZM177 226V225H176ZM198 226V225H197ZM202 226V225H201ZM209 226V225H208ZM232 226V225H231ZM10 228H11V226H9ZM8 227V228H9ZM41 227H44V226H41ZM41 227H40V229H39V231L41 230ZM96 227V228H95ZM142 227V226H141ZM168 227V226H167ZM171 227H172V225H171ZM189 227V226H188ZM187 227V228H188ZM193 227V226H192ZM221 227V226H220ZM7 228V229H8ZM44 228H46V227H44ZM47 228H48V226H47ZM90 228V227H89ZM130 228V227H129ZM140 228V227H139ZM161 228V227H160ZM191 228V227H190ZM0 229H2L1 227H0ZM6 229V232H8L9 230H7ZM126 229V228H125ZM143 229V228H142ZM184 229V228H183ZM185 229H186V227H185ZM198 229H200V227L198 228ZM203 229V228H202ZM245 229H247V228H245ZM257 229V228H256ZM259 229V228H258ZM2 230H5V228L4 229H2ZM49 230H50V228H49ZM86 230H88L87 228H86ZM167 230V229H166ZM209 230V229H208ZM252 230H254L253 228H252ZM44 231V230H43ZM46 231H48L47 229H46ZM190 231V230H189ZM200 231V230H199ZM213 231V230H212ZM238 231V230H237ZM40 232H42V231H40ZM50 232V231H49ZM184 232V231H183ZM202 232H203V230H202ZM261 232H263V230L261 231ZM2 233H5V232H2ZM48 233V232H47ZM47 233H46V236H48L47 235ZM133 233V232H132ZM192 233V232H191ZM211 234H212V232H210ZM254 233V232H253ZM253 233H251V234H253ZM9 234V233H8ZM45 234V233H44ZM49 235H50V233H48ZM52 234V233H51ZM89 234V233H88ZM115 234H117V232L115 231V233H114V235ZM155 234V233H154ZM202 234V233H201ZM238 234V233H237ZM2 235H5V234H1L0 236H2ZM54 235V234H53ZM129 235V234H128ZM166 235V234H165ZM169 235V234H168ZM172 235V234H171ZM178 235V234H177ZM183 235H184V233H183ZM187 235V234H186ZM186 235H185V237H186ZM193 235V234H192ZM196 235V234H195ZM199 235H200V233H199ZM208 235V234H207ZM210 235V234H209ZM236 235V234H235ZM6 236V235H5ZM5 236H3L4 238H5ZM11 236V237H12ZM18 236V237H19ZM42 236V237H41ZM46 236H45V238H46ZM122 236V235H121ZM151 236V235H150ZM173 236V235H172ZM204 236H206V235H204ZM231 236V235H230ZM229 236V237H230ZM240 236V235H239ZM13 237V238H14ZM19 237V238H20ZM118 237V236H117ZM183 237V236H182ZM234 237V236H233ZM261 237V236H260ZM41 238L44 240V241H42L41 240ZM56 237H54V239H55ZM113 238H114V236H113ZM122 238V237H121ZM176 238V237H175ZM210 238H211V236H210ZM220 238V237H219ZM239 238V237H238ZM51 239V238H50ZM120 239V238H119ZM119 239H117V240H119ZM130 239V238H129ZM176 239H178V238H176ZM184 239V238H183ZM191 239V238H190ZM194 239V238H193ZM225 239V238H224ZM52 240V239H51ZM59 240H61V239H59ZM68 240V239H67ZM111 240V239H110ZM113 240V239H112ZM116 240V239H115ZM121 240V239H120ZM185 240V239H184ZM187 240V239H186ZM185 240V241H186ZM189 240V239H188ZM196 240V239H195ZM209 240V239H208ZM207 240V241H208ZM211 240V239H210ZM229 240H230V238H229ZM225 241L224 243H227L228 245H229V242L230 241ZM231 240H232V238H231ZM239 240V239H238ZM259 240V239H258ZM114 241V240H113ZM124 241H125V236H124ZM146 241V240H145ZM179 241V240H178ZM192 241V240H191ZM206 241V240H205ZM204 241V242H205ZM213 241V240H212ZM219 240H217V242H218ZM222 241V240H221ZM234 241V240H233ZM252 241V240H251ZM49 242V243H48ZM66 242V241H65ZM118 242V241H117ZM116 242V243H117ZM127 242H128V239H127ZM148 242V241H147ZM150 242V241H149ZM160 242V241H159ZM187 242V241H186ZM195 242V241H194ZM210 242V241H209ZM216 242V243H217ZM232 242V241H231ZM260 242V241H259ZM53 243H54V241H53ZM66 243H68V241L66 242ZM65 243V244H66ZM110 243V242H109ZM121 243V242H120ZM161 243V242H160ZM176 243V242H175ZM191 243V242H190ZM196 243V242H195ZM245 243V242H244ZM19 244V245H20ZM64 244V245H65ZM122 244H123V242H122ZM127 244H129V242L127 243ZM168 244V243H167ZM189 244V243H188ZM222 244V243H221ZM221 244H220V246L219 247H222L221 246ZM227 244H225V245H227ZM232 244V243H231ZM231 244H230V247H231ZM20 245V246H21ZM149 245V244H148ZM184 245V244H183ZM195 245H197V244H195ZM211 245V244H210ZM216 245V244H215ZM227 245V246H228ZM236 245V244H235ZM261 245V244H260ZM18 246V245H17ZM19 246V247H20ZM67 246V245H66ZM117 246V245H116ZM118 246H119V244H118ZM130 246H132V245H130ZM142 246V245H141ZM182 246V245H181ZM246 246V245H245ZM257 246V245H256ZM264 246V245H263ZM68 247V246H67ZM108 247V248H107ZM115 247V246H114ZM136 247V246H135ZM174 247V246H173ZM201 247V246H200ZM215 247V246H214ZM225 247V246H224ZM223 247V248H224ZM24 248V247H23ZM64 248V247H63ZM116 248V247H115ZM122 248H123V251L124 252H128V250H129V247H128V245L126 246L125 244L124 245H122ZM133 248V247H132ZM149 248V247H148ZM184 248H185V246H184ZM198 248V247H197ZM258 248V247H257ZM88 249V250H87ZM107 249H108V252H107ZM160 249V248H159ZM182 249V248H181ZM193 249V248H192ZM196 249V248H195ZM225 249H226V247H225ZM231 249V248H230ZM243 249V248H242ZM252 249V248H251ZM262 249V248H261ZM260 249V250H261ZM116 250H117V248H116ZM120 250H121V246H120ZM190 250V249H189ZM213 250V249H212ZM247 250H248V247H247ZM254 250V249H253ZM256 250V249H255ZM258 250V249H257ZM20 251H23L22 250V248H21V250ZM122 251V250H121ZM131 251H132V249H131ZM135 251H137L136 249H135ZM153 251V250H152ZM164 251V250H163ZM180 251V250H179ZM178 251V252H179ZM185 251V250H184ZM222 251V250H221ZM251 251V250H250ZM262 251H264V250H262ZM95 252V251H94ZM98 252V251H97ZM112 252H114V250H112ZM134 252V251H133ZM146 252V251H145ZM181 252H183L182 250H181ZM180 252V253H181ZM187 252H188V250H187ZM187 252H185V254H187ZM199 252V251H198ZM197 252V253H198ZM205 252V251H204ZM235 252V251H234ZM233 252V253H234ZM254 252V251H253ZM23 253L25 254V257H27L26 256V254L27 253H25V251H23ZM117 253V252H116ZM138 253V252H137ZM167 253V252H166ZM177 253V252H176ZM175 253V254H176ZM196 253V252H195ZM250 253H252V252H250ZM258 253H260V252H258ZM257 253V254H258ZM21 254H22V252H21ZM66 254V253H65ZM82 254V253H81ZM81 254H79L80 255V258H82V256H83V254H82V256H81ZM95 254H96V252H95ZM98 254V253H97ZM113 254V253H112ZM125 254V253H124ZM123 254V255H124ZM152 254V253H151ZM183 254V253H182ZM199 254V253H198ZM202 254V253H201ZM246 254V253H245ZM254 254V253H253ZM256 254V255H257ZM261 254V253H260ZM40 255V254H39ZM76 255H77V253H76ZM127 255V254H126ZM126 255H125V257H126ZM132 254H130L129 255V257L131 256ZM148 255V254H147ZM159 255V254H158ZM174 255V254H173ZM195 255V254H194ZM197 255V254H196ZM195 255V256H196ZM205 255V254H204ZM224 255V254H223ZM255 255V256H256ZM69 256V255H68ZM78 256V255H77ZM144 256V255H143ZM178 256H179V253H178ZM183 256H184V254H183ZM190 256H191V253H190ZM202 256V255H201ZM229 256V255H228ZM241 256H243V255H241ZM247 256V255H246ZM1 257V256H0ZM30 257V256H29ZM71 257H68V258H70V260H67L68 261V263L67 264H75L74 262H73V260L71 259ZM87 257V258H88ZM94 257H96V256H94ZM146 257V256H145ZM159 257V256H158ZM164 257V256H163ZM215 257V256H214ZM223 257V256H222ZM256 257H258V256H256ZM255 257V258H256ZM260 257V256H259ZM258 257V258H259ZM28 258V257H27ZM37 258H38V255H37ZM77 258V257H76ZM84 258H85V256H84ZM101 258V259H102ZM116 258V257H115ZM131 258V257H130ZM176 258V257H175ZM181 258H182V256H181ZM196 258V257H195ZM202 258V257H201ZM205 258V257H204ZM1 259H2V257H1ZM25 259V258H24ZM30 259V258H29ZM67 259V258H66ZM78 259V258H77ZM83 259V258H82ZM86 259V258H85ZM91 259V258H90ZM89 259V260H90ZM118 259V258H117ZM147 259V258H146ZM149 259V258H148ZM179 259V258H178ZM177 259V260H178ZM183 260V262L185 263V264H193V260L192 259H190V260H185V261H187V262H185L184 261V257L182 258ZM188 259V258H187ZM199 259V258H198ZM203 259V258H202ZM242 259V258H241ZM257 259V258H256ZM27 260V259H26ZM34 260V259H33ZM36 260V259H35ZM65 260V259H64ZM88 260V259H87ZM86 260V261H87ZM95 260V259H94ZM93 260V261H94ZM165 260V259H164ZM163 260V261H164ZM176 260V259H175ZM235 260V259H234ZM259 259H257V261H258ZM30 261H32V259H30ZM75 261H77V260H75ZM91 261V260H90ZM101 261V260H100ZM153 261H154V259H153ZM159 261V260H158ZM181 261V260H180ZM182 261L180 262V263H182ZM231 261H233V260H231ZM244 261V260H243ZM242 261V262H243ZM0 262H2L1 260H0ZM4 262V261H3ZM2 262V263H3ZM26 262V261H25ZM24 262V263H25ZM89 262V261H88ZM99 262V261H98ZM140 262V261H139ZM138 262V263H139ZM196 262V261H195ZM213 262V261H212ZM238 262V261H237ZM248 262V261H247ZM254 262V261H253ZM262 262V261H261ZM260 262V263H261ZM23 263V264H24ZM29 264H30V262H28ZM37 263V262H36ZM78 263V262H77ZM96 263V262H95ZM143 263H144V261H143ZM153 263V262H152ZM158 263V262H157ZM174 263V262H173ZM198 263V262H197ZM216 263V262H215ZM230 263H232V262H230ZM239 263V262H238ZM13 264V263H12ZM32 264V263H31ZM34 264V263H33ZM79 264V263H78ZM83 264V263H82ZM89 264H91V263H89ZM137 264V263H136ZM145 264V263H144ZM147 264V263H146ZM204 264H205V262H204ZM212 264V263H211ZM219 264V263H218ZM225 264V263H224ZM252 264V263H251ZM262 264H263V262H262Z\"/></svg>",
    "mask_w": 264,
    "mask_h": 264
}]
</instances>
